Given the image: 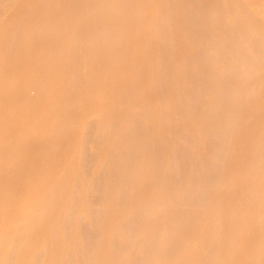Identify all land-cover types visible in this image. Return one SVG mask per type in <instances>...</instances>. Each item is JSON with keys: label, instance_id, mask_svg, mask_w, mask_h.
Segmentation results:
<instances>
[{"label": "rangeland", "instance_id": "374dc122", "mask_svg": "<svg viewBox=\"0 0 264 264\" xmlns=\"http://www.w3.org/2000/svg\"><path fill=\"white\" fill-rule=\"evenodd\" d=\"M17 1L16 0H0V33L3 31L2 28H4L2 26V25H4L3 23H5V21L8 20L9 17L11 16L12 12H14L13 8L15 9V6H16L15 4ZM79 1L80 0H75V1L72 0L74 5L76 4L78 7V9H77L76 5H75V7L72 6L74 8L73 13L75 14L76 13L75 11H77L78 14L77 13L76 14H77V16H79V13L81 12L83 14L82 19L85 18L84 16H86L85 21L79 20L80 22L83 21L82 23H80L78 21V24L80 26L83 24V26H85L86 28H83V27L79 28L78 27L79 25L75 26L76 21H74V20L77 18V16L74 15L76 18L74 20L71 19L74 16L72 17L71 15H69L68 11L70 10V12H72V10H71L72 8L71 9L68 8L69 4L66 5V7L69 10L68 9L65 10V8H64V10L67 12L66 14L68 15V16L66 15V17H68V19H70V20H67L68 24L66 23V26L69 25L68 29L70 28V26L72 29V21H74L73 27L75 29H76V27H78L81 30L82 29L85 30V31L84 30L82 31V33H83L82 34L81 30L79 31V29H77L79 34L81 33V36H82V38H80L81 36H79V38H80L79 39L77 37L78 32L76 33L77 30L74 29L75 35H73V38L78 39V40L83 39L82 43L84 42V45H85L84 47L88 46L87 49L89 50V46L94 45L95 44L94 41L101 39L105 34V37H104L105 39L103 38L105 41L103 42V39H102L101 42H103V43L98 42V43H101V47L99 48V50H102L101 48L104 47L103 49L108 51L111 48L114 49V46H115L116 47L115 53L113 52L114 50L111 51L113 53H111V52L108 53V52H105L102 50L104 52L102 54H105L102 57V58H104L105 62H107L106 61V59H107L106 54H107V56L109 54L111 55L110 57L108 56V62L107 63H109V64H107V63L105 64L104 60L100 59L102 54L97 53V51L94 54V51L91 52L92 50L90 48L91 51L89 50V52L93 53V55H95V56H92V57L93 58L95 57V58L93 60L91 57L92 60H91V63H89V64L94 65L92 62L97 61L99 59L98 61H100V60H103V61H100L98 64H100L102 66L106 65V67H108V68H110V65H112L111 66L112 70H114V68L116 69L118 67V70L121 71L122 69L121 70L119 69L121 64H119V66H117V67H113L114 66L113 64L116 65L117 63H115L116 61H114V59L116 57L114 56V59L112 60V58H113L112 56L117 54V51H121L124 54H126L125 49L126 48L128 49V47H130V46H128V43H130L128 41H127L128 47L126 46L125 49L124 48L122 49V47H120L119 44L116 45V43L117 42L120 43L121 42V41H119L120 39L122 41L125 40V36L123 37L124 33L122 31H125L126 26L129 28L131 27V25H129L130 22L132 23L135 20L139 21V19H136L138 17H136L133 20V17L135 14H131V13H134L133 9H135L132 6L129 7V5H130L129 3L132 2V0H127V1L120 0V1H123V2L125 1V3L127 2L126 4H129V5H127V7L132 8V9L129 10V9L124 8V10L125 11L128 10L129 13L128 12L127 13L131 14V16H133V17L129 16L128 14L125 13L124 10H122L123 9L122 4H124V3L121 4V3H119L120 1L118 2L116 0L117 3L119 4V8L121 7L120 10H119V8L117 9V11H116V9L114 10V11H116V13L119 11V13H117L116 17L118 19V17L119 18L121 17L120 14L125 13L123 18L121 17V19H118V21L121 22L120 20L123 19L125 24L128 23V25L126 24V26L123 22L117 23L118 22L117 19H116V21L113 19L115 21V23L109 22V20L112 19V17H115V15H113V16L111 15L112 17L111 18L109 17L110 19L106 18L107 15L109 16V14H108V12H110L109 10L111 9V7H113L112 4H111V6H110V4H108V3H113L112 0H111L112 2L110 1L108 3H106L108 0H106V2H103L109 8V9L106 8V9H108L107 10L108 12H106L105 9L104 10L102 9L103 7L105 8L106 6L100 7V4L97 5V6H99L98 7L99 11H100V9L103 10V12L101 11V13H102L101 15H100V12L97 11V9H96L97 7L95 4H97L96 3L97 0H95V1L92 0L93 3L95 2L94 3L95 7H93V8L91 7V5L93 3H91V5H90V2H92L91 0L88 4L85 3V0H81V4ZM101 1H103V0H101ZM101 1L99 0L98 3H100ZM136 1L132 2L135 4V5L132 4L134 7L137 5V2L140 3L141 6H144L143 4H145L144 2L142 4L141 3L142 1L140 2V0L137 2ZM182 1H184V2H182ZM182 1L180 2L179 0H163V2H161V3H163L162 5H164L165 7H163L162 9L164 11L165 10L164 8H166L165 14L167 16H165L163 11H162L163 14H161V11H160L159 14H157V16L158 15H162L160 17L165 16L166 17L165 21H164L165 17L163 19L158 17L157 22L158 21L159 22L158 23L156 22L157 24H155V22L153 21L155 19V17H154V19L151 20L153 22H151L150 25H152L151 27L153 29H155V27H156V29H158L157 28L158 26L162 27L161 30H159L160 34L163 33V32H161L163 28L165 30H167L169 27H171V28H174V30L172 29V31H175L176 35H174V37H173L174 39L172 37H170L171 39H169L168 38L169 34H168L166 36L167 38L164 37L165 39H162L163 37H159V38H157L156 42L153 41V43L158 44V46L156 47L154 45L155 46L154 48H156L157 50H155L153 48V50H155L156 52L154 51L155 54H153L154 55L153 60L151 58V60H152V62L150 64L151 67L149 65H146L148 63L144 64L148 60L141 57L142 59H144L143 60L144 63H143L142 59H139L142 61V62L140 61V63H143V66L140 65L141 69L139 71L143 70V74H145L149 78V80L151 81V83H149L150 85L148 87L149 93L145 91V89H147V88H145V81H144L145 77L143 78V75L141 74L142 72L139 73L141 75H139V74L137 75L138 76L137 78H132L135 80H132L130 78L132 80V82H131V80L129 81L130 87L129 86H127V88L125 87L126 91L124 90V92L119 95L120 100H118V102L114 101L113 102L114 104L110 103V104H112V107L109 109L108 113L106 112V109H105V113H107V115H106L107 117L102 119L101 124H99V121L97 118L98 114L96 111H98V113H100L99 108L102 109L105 106L104 105L105 103L103 104V102L106 101L105 99H108V97L103 99V100L99 99V101H98V100H95L96 98H98V95L96 97V96H94V94L97 91H99V93H100L101 91H103L102 90L103 88L105 89L104 83L108 84L109 81L110 82L112 81V80H108L109 79L108 77H110V76L106 77V75H107L106 73H108V75H110L112 73H115L116 71L115 70H114L115 72L109 71L110 72L109 73L107 71L108 68L105 67L106 73H104L103 70H100L97 68L98 67V65H97L98 61L95 63V65H96L95 67L97 69H92V68H94V66L89 65L91 68V69L90 68L89 69L92 70L91 73H93V72L96 73L93 75H96V77H98L97 73L98 72L102 73V74L98 73L99 76L101 75L98 78L99 79H102L101 77L106 78L107 79L106 81H108V82H104L105 80L103 79L104 81L102 80V82L104 85H101V83H102V82L100 83L101 80H98L96 77H93V75L90 76V77H93V81H92L93 83H90L92 80L90 78L91 80H89L90 82L88 84H91V87H90V85L88 86L89 90H93L92 88L95 89L96 86L98 87V85H95V84H97L94 82L95 79H96V82H98V84H99L98 89L99 88H101V89L97 90V87H96V90H94L93 93H90L91 96L92 95L94 96L92 99L90 98V95L87 92H86L87 94L84 92V95L86 94L87 97L84 96L83 94H81L84 91V90H82V88L76 87V88H78V91H77V89H74L75 87L72 86V84L75 85V84L80 83V85H82L81 87H84L83 85L86 84V81L84 82V77H83L82 72L85 71L84 66L85 67H87V66L83 65L85 63L83 60H81L79 62L78 59L82 58V57L80 58V56L78 54L79 51L75 50L76 56L77 55L79 56V58L77 59L78 63L76 62L77 61L76 59H73L74 62H76V63H74L73 61H70V60H72L71 59L72 56H73V58H75L73 53L70 52V54H69L72 56H68L67 54H63V56L67 55V57L70 58L69 59L70 66L72 65L71 62H73L76 65H79V67L76 68V70H75L76 73L72 69V68L75 69L76 65L75 66L72 65L71 66L72 70H71L68 65L66 66V62L68 64V58L64 57L65 60L61 62L63 57H61L62 55L61 56L59 55L60 51L63 52V50H61V49L65 48L64 47L65 43L63 44L64 39H67V37L69 35H71V32L73 33V31H72L73 29L72 30L70 29V31H66L67 33L65 32L67 34V35L65 34L67 37L64 36L65 38L60 40L61 42L59 41V43H62V44L59 45L58 41H57L59 38L58 36H61L60 37V39H61L63 37L62 35H64L63 34L64 32L63 31L61 32V30H59L60 31L59 32L57 29H60V28L55 27L56 25L53 27L51 25H50L51 27H48V26L46 27L47 28L46 37H45L46 33H44L45 27L42 28V26L41 27L36 26L37 29H38V27L40 28L39 30H36L35 27L33 28V31L36 32L33 34V36L34 35L37 36V38H35V36H34V38L37 39V41L39 39V36L41 37L43 33H44L43 38L44 37L49 38V36L53 35V32L50 33V31L48 32V30L49 29L51 30L53 28L55 29V30L53 29V31H55L54 36H56V38H57V40H56L57 43H55V44L58 47L54 46V43L52 44V41L53 42L55 41V40H53V38H55L54 36H53V38L51 37L52 41L51 40L46 41L48 39H45L44 42H45V44H46V42H49L51 45L54 46V50H53L54 53L56 51H59V52H56V56L58 54L60 56V58H58V56H57V58H55V60L59 59V62H60L59 65H62L61 63L65 62L67 60L65 62V68L66 69L69 68L68 70L70 71L69 75H70L71 79L68 78L67 82H65V83H69V80H70V82L72 80H75V83L73 82L71 85H67L69 88L65 85V88L67 87V89H65V90H67L65 93L71 94V92L68 91V90H71V88H70L71 86L74 87L73 89L75 91H77L76 93H78L79 90L81 89L80 90L81 91V93H80L81 97H83V96H84V98L86 97L87 101L89 100V102H92L91 104L94 103L92 101V100H94L95 105H93V107L96 106V108H98V109L91 108L92 107L91 106L90 107L91 110L94 109L95 111L92 110V111H89V113H86V111L89 110L90 108H88L89 103L87 104L85 101L86 105L88 106V107L86 106V108H88V109L83 114L86 113L89 115H86V114L83 116H82V114L80 115V116H82L81 119H84V121L82 120V123L80 122L81 119H80V121L77 122L78 124L81 123L83 125V126L79 125L81 127V129L79 127H78V129L76 128L77 127L76 123H75L76 127L72 126V127L76 128V132H78L77 130H79V129H80L79 131L81 132L80 133L81 135L77 134L78 135L77 138H79V139L76 138L77 140L75 142H72L74 144L71 143L70 137L74 136V135L72 136V134L75 132V130L74 129H73L74 131L71 130L72 133L70 132L71 134L69 135L70 130H67L64 126L65 124H62V123L63 122L65 123V121H67L66 124L68 125V122H69L68 119L71 118V120H72V118L74 117L73 115L80 112V110L82 111L83 109H86V108L79 109L78 112L76 111L74 113L73 111H71L72 105H70L71 107H69V102H68V104H66L67 102L64 103L65 100L67 99L66 98L67 95H66L63 103H62V101H59V105L55 104L59 108L61 106H63L60 104V102L62 104H64L63 108L66 106L64 108L65 111L62 108L64 111V112H62V110L60 108V110L62 112V113H60L59 112L60 110L58 108L57 113L59 112L61 114V116H63L65 112L68 113V111H69L68 114L71 113L73 117H71V114L69 116L68 114L65 113L64 116H66V115L67 116L63 117V119L61 118V116L58 115V117L61 118V120L63 122L62 121L61 122H55L56 118L54 117V114L56 113V111L53 110V108L51 109L50 107H48V108L46 107L45 111H43V109L41 110V113L45 117L50 116L49 118H46V120L44 119L47 122H48V120H51L50 118L52 117L51 115L53 114L52 118H54V119H52V122H55V125L59 127V128H57L55 126L54 128L56 130L60 129V130H58L60 132V135L56 133L58 135V138L56 139V135L54 133V135H53L54 138L50 136L51 139H53L54 141L56 139V141H57L60 138L58 140L59 142L61 141V139H63L64 141L61 142V144L63 145L62 149L60 148L61 147L60 144H59L60 146L55 145V147L59 146V148H60V149H56L54 146L53 147L49 146V144H51V143H49L50 137L48 139L46 138V140L44 138V141L48 140L49 142L47 141L48 143L47 142L44 143L46 145L43 149L44 152L41 151L40 152L41 154L38 153L37 156L40 154L39 158L37 159L36 158L37 156H35V159L39 160V162L41 160L42 163L44 162V160H46L45 161L46 164L51 165L52 160L54 158L53 157L54 154L58 153V154H56L57 156L55 155V158H54L55 160L53 161V163H56L57 157L60 155V153H59L60 150H62V152H63V149L65 148L64 152L66 151L67 153H69L70 149L66 148V147L72 148L73 149L72 154H71V152L69 153L70 155L66 153V155L70 156L69 158H72V159L71 160L69 159L70 161L68 160L69 161L68 162L67 161L68 157H67L65 159V162H63L64 161L63 160L62 161L63 163L62 162L60 163V164H62L63 168H61V166H58L61 168V170L63 169L61 171V173L59 172V174L61 175L62 179H64V180L60 179V181L63 182L64 185H65L64 181L66 182L65 177L67 175H69L71 177L70 171H69L70 169H68V167L74 168V166L77 165V169L75 171L76 173L74 172L75 168L73 169V173L76 174V175L74 174L76 176L75 181L73 180L74 182L72 183L74 186L72 185V187H70V188H73V189L69 191V192L72 191V195L70 193V195L72 196V198L70 196V199H72L70 201V202H72L71 203L72 210H70L71 209L70 208V209H68L69 211H67V212L65 211L64 213H60V214L58 213L59 211H57V210H55L56 212L53 211V213H54L53 216L56 215V217H57V218H55L56 222L54 223V226H56V230H54V231L52 230L53 232H50L51 231V229H50V231H49L50 233H48L49 234L48 237L46 235V237L48 238V240L51 243V244L49 243V245H51V247H49V245L47 246L50 249H48V248L47 249L49 251L51 250L50 252H52L54 255L57 254L56 251L58 249L61 251L62 249L57 248V247H61V246H57L59 244L58 242L63 241L62 239H65V240L69 239L68 242H71L74 239V238L73 239L71 238L72 240H70L71 234H73L71 230H74V228H75V233H76V234H74L76 236V238H75L76 241L74 244H71L72 247L70 248L69 251H67V253L66 252H65V254L61 253L62 256L60 255L59 258H57L58 257V255H57L56 260H54L55 264H192V261L194 263V260H195V258H194L195 254H199L198 258L200 256L201 261H199L197 259L199 261V263L202 262V264H205L207 262L214 263L213 261H215V260H213V258L217 256V255L215 256L217 251L220 252V255H219L218 259L216 258V261L214 264H232L237 259L236 258L234 261V258L236 256L235 253L237 252V256H238V254L242 251L241 246H240L241 245L240 241L244 242L245 240H242V239H244L245 237L247 238V235L244 234L245 232L242 233L241 235H238L239 232L241 233L240 228H238L239 227L238 223L236 222L237 225H234V227H232L237 219H235V221H234V219H232L233 217L229 218V217H231V215L227 216V214L231 210H229V211L222 210L223 209L222 206L224 205L225 201L229 200V198H228V200L226 197H225L226 199L224 198L225 193H227V190L229 188H232V186H233L232 184L235 185V183H237L236 186L233 188V190H230L231 193L234 192L232 195L236 194L235 197H231L230 191L228 190V194L230 197L229 203L233 204V206L231 205V206H229V208L234 207V209H235L239 205L241 206V204H243V206H244L245 205L244 202H248L245 205V207L248 204H250L248 206H251L252 203L254 205L255 200L253 198L257 199V203H259V204L261 203V201H264V198H263L264 192L261 193V191L263 189H260V188H264V187H263L262 182L259 180L260 176H258V175L262 174V172L264 171L263 170L264 167H262L264 165V160H263L264 159V117L262 115L263 113H261L262 118H260V119H262V122L259 119L261 122L260 123L258 121L259 124H258V122L254 123L253 122L254 120L252 121L253 122L252 123L251 122L252 117L250 118L251 112H252L251 114H253L257 109L259 110V106H261V105L262 106L260 107V110L263 109V105H264V104H261L264 102L262 99H260L259 101H262V102H259L260 105L258 107L255 106L256 109L252 108V107H254L253 103H256L255 100L258 99L256 97L258 96L259 91H260V93H259V96H260L262 90H264L263 89L264 88L263 80L261 79L262 83L261 82L259 83V81H257V80H260L259 78H262V76H264L263 75L264 74V46H263L264 45V0H237V2H235L236 0L235 1L232 0V2H230V3H229V1H231V0H229L228 3H227V0H223V3L226 1L225 4L222 3V0H210V1L205 0L204 2H202V0H201V2L198 0V2L202 3L201 4L202 6L200 4H198L196 0H182ZM214 1H218V2H214ZM44 2H45V0L43 1V3ZM82 2L87 4L86 7H85V4H83ZM115 3L116 2H114V4H113L114 7H115ZM173 3L176 4V7H178L177 5L182 7L181 11H183V12L182 13L179 12V13L184 14V17H183V15H181V16L179 15V17L177 16L178 13H175L176 9L174 7L175 4L173 5ZM221 3L223 4V7L221 6L222 5ZM168 4L170 5V7L167 6ZM234 4H236V5H234ZM41 5H42V3H40V6H39L40 8H42ZM45 5H48V3H46ZM70 5H72V3ZM70 5H69V7H70ZM79 5H80V7H79ZM88 5H90V7H88ZM186 5L188 7L190 5L191 9L188 7L186 8L185 7ZM138 6H139V4H138ZM138 6L136 8L141 7V6H139V7ZM145 6H146V4H145ZM157 6H158V4H157ZM193 6H196L195 7V8H197L196 10H198V8L200 6L201 7H200V10L195 11V8H193ZM197 6H199V7H197ZM43 7H46V6H43ZM116 7H118L117 4H116ZM180 7H178L179 9L177 8L176 11H180ZM157 8L155 9V11L157 10ZM29 9H30V7H29ZM29 9L27 8L26 14L25 13L23 14L20 12V15L22 14L21 20H23L22 17L24 18L25 15H27L29 17L32 16V18L33 17L36 18V17L40 16L39 14H38L39 16L36 15L38 9H36V13H35L36 17L33 16L34 13H32ZM32 9H34V8H32ZM79 9H81V10L79 11ZM85 9L87 11L89 9V11H90L89 14L92 12V14L95 13V15L92 16L90 14V17L88 18L89 15L86 14L87 12ZM112 9H114V8H112ZM162 9H160V10H162ZM42 10H43V8L41 9V12H42ZM121 10L124 12H121ZM214 10H215V12H214ZM51 11H52V9H51ZM51 11L48 12V13H50L49 18L51 16V14L55 13V9H53L54 12L53 11L51 12ZM93 11H97V12H93ZM104 11H105V14H107L105 17L103 16V15H105V14H103ZM140 11L137 10L136 12L139 13ZM33 12H35V10H33ZM39 12H40V10L38 11V13ZM143 12H144V10H142V13ZM145 12H146V10H145ZM195 12L198 13L199 16H202L201 18H205V20L200 21L201 18H198V15H196V16L194 15ZM199 12L202 14H200ZM28 13H30V15H28ZM31 13H32V15H31ZM84 13H85V15H84ZM138 13H136V16ZM98 14H99L100 18L102 16L105 20L102 19L103 21H101L100 19H98V17H97ZM144 14H146V13H144ZM13 15H14V13L12 14V16ZM138 15H140V14H138ZM155 15L156 14H154L152 16H155ZM214 15H215V17L220 16V19H219V17H218L219 20L215 19V18L212 19V17ZM18 16L19 15H17L14 18L19 19L20 16L19 17ZM41 16H43V13H41ZM55 16H56V13H55ZM69 16H71V17L69 18ZM157 16H156V18H157ZM194 16H195V18H194ZM144 17L146 19V16H144ZM167 17L173 19L171 21L174 22L173 25L171 24V26H169L170 24L169 25L167 24L168 28L165 26V23H164V22H166V23L168 22L169 18H167ZM181 17L184 18L185 20H182ZM196 17L198 18V22L200 21L201 24L200 23L198 24V22H194V25H193V21L196 20ZM245 17L247 18V20ZM54 18L55 17L53 15V19ZM241 18L243 20H241ZM31 19H29L30 21L28 23H26L27 27L29 24L30 25L33 24L31 22ZM106 19L108 21H106ZM130 19H131V21H130ZM50 20L52 21V16H51ZM174 20H176V21H174ZM177 20H179V21L182 20L184 22L178 21V24H177L176 23ZM216 20H218L221 23L220 25L222 26L221 27L222 29L220 28V25L218 24L219 22L217 23ZM17 21L15 20L16 23H17ZM96 21L98 24L96 23ZM105 21H106L105 25L108 22L109 23L106 26L105 25L103 26L101 23L105 22ZM128 21H130V22H128ZM171 21H170V23H171ZM209 21H212L211 24H215V26L218 24L219 27H217L218 26L217 25L216 28H219V30L221 29L222 32L223 31L226 32L224 29H226V30L229 29V31L227 30V32H229L230 34L226 32V34H228L229 36L226 37V34L224 35V32L223 33L220 32L221 30L220 31H217L218 29H216V31L213 30L212 27H214V25L213 26L210 25ZM234 21H235L234 25L237 24L236 26L238 28L233 27ZM23 22H26V21L23 20L21 22L22 25L24 24ZM148 22H150V20H148ZM148 22H147V24H148ZM202 22H205V23H202ZM237 22L240 23L241 25L243 24V22H245V25L247 27L244 26V24L241 26ZM21 23H19V25ZM110 23L112 25L117 23L116 25H118V26H116V25L111 26ZM134 23L136 24L137 22L135 21V22H133V24ZM196 23H197V25H196ZM96 24L98 26H96ZM100 24L102 25V27ZM123 24H124V27H123ZM135 24H134V26H135ZM176 24H177V26H176ZM190 24L192 25L191 27H190ZM22 25L20 26L21 29H22ZM141 25H146V23L142 24V22H140V26H138V24H137L135 27L139 28L138 30H140ZM163 25L166 28L163 27ZM4 26H6V24ZM10 26H11L10 30L14 29V31H12V35L10 34L11 37L9 40H11V42L15 43L16 39L13 41V39L15 38V37L13 38L14 34H15V36H16V34L19 35V31H21L20 33L21 34L23 33V35H24V32H22L21 29L19 30L17 28V27H19L18 24L14 25V22L12 24H10ZM12 26H13V28H12ZM14 26H15V28H14ZM153 26H155V27H153ZM27 27L25 28L23 26V28H25L24 31L27 29ZM97 27L100 29V31L97 30V31H99L98 33L96 31ZM105 27L108 29L118 28L119 34H121V35L120 36L116 35L115 32L117 33L118 31H115V30H112V31H114V34H113L111 30H108ZM145 27L146 26H144V30H146ZM160 27H159V29H160ZM251 27H253V30ZM101 28H102L103 32L105 31V33L101 32ZM133 28H131V30ZM136 28H134L135 34L137 33V32H135L137 30ZM41 29H43L44 32ZM66 29L67 28L65 27V30ZM121 29H122V31H121ZM126 29L128 30V28H126ZM210 29H212L213 31H211ZM214 29H215V27H214ZM234 29H235V31H234ZM106 30H108L107 32L109 34H106ZM131 30H129V31H131ZM151 30L149 28V32ZM248 30H249V32H247L248 33V35H247L246 31H248ZM120 31L123 34L120 33ZM126 31H125L126 35H127V33L129 34V31L128 32H126ZM155 31H154V33H155ZM172 31L171 30L167 31V33L171 32L170 35L173 36V34H175V33H172ZM177 31L180 33V36L178 35L179 33ZM238 31H241V33L240 32L237 33ZM182 32H183V34L181 35ZM219 32L222 33L221 34L222 36L223 35L225 36V37L223 36L224 40L221 39L222 36H220V35H219L220 39L218 38L217 33L219 34ZM58 33L59 34L61 33V35H57ZM99 33H102L101 34L102 36L97 35ZM156 33H158V32H156ZM164 33L161 34V36H163ZM213 33H214V35H213ZM231 33H233L234 35H232ZM255 33H256V35H255ZM133 34L131 35V37L132 36L134 37L137 35V34L136 35L135 34L133 35ZM239 34H241L240 37H239ZM109 35L112 38H108V37H110ZM145 35H146V33H144V37H145ZM149 35H151V38H152V33H150ZM246 35L248 36L247 39H246ZM253 35L255 37H253ZM96 36L98 38H96ZM127 36L129 37V35H127ZM127 36H126V38H127ZM176 36H177V38H180L182 36L183 40H185L184 41L185 44L181 42V41H183L182 39L179 42L178 39L175 38ZM250 36H251V38H250ZM113 37H115L116 40ZM136 37H139V33ZM144 37L142 39H144V44H146L147 42H145L146 39ZM18 38H19V36L17 37V39ZM118 38H120V39H118ZM154 38H156V36ZM225 38H227V39L225 40ZM70 39H71V37H70ZM106 39H107V41L108 40L109 41L107 42ZM175 39H176V41H175ZM18 40H17L16 44L10 43V41H8V45L4 46L5 47L4 50H6V47L10 46L11 44L17 45V43H19ZM73 40L74 39L69 40V41H71V43L70 42L69 43L73 44V42H72ZM127 40H129V39H127ZM131 40H132V38H131ZM219 40H221V41H219ZM21 41H22V39L20 40V42ZM37 41H35V42L37 43ZM137 41L138 40H136V42H134V44L131 43L132 44L131 46H133V47L135 46V48L131 47L132 49L130 50V53L131 54L133 53L132 56L136 53V46H137L136 43H138ZM147 41H148V39H147ZM222 41H224V46H222L223 45ZM32 42H34V39L32 40ZM109 42L110 43L113 42L111 45H114V46L112 47ZM139 42H141V40ZM176 42H178V44ZM261 42H263V43H261ZM39 43H40V40L38 41V45H39L38 49L39 48L44 49L45 47L43 45H45V44L41 43V45H42L41 46ZM77 43L81 44L80 41H78ZM98 43L96 41V44L94 46L97 45V47L94 48V50H98V46H99ZM179 43H181L180 46L183 45V46H181L183 48H181V50L177 51L176 46L179 45ZM31 44H30V46L34 47L35 43H34V45H33V43H31ZM50 44L48 46H50V48H53V46L51 47ZM104 44H106V45L108 44L107 47H106V45L103 46ZM144 44H142L143 47L141 49L144 48V46H145ZM36 45H35V47H36ZM73 45L76 46V44H73ZM81 45L78 46L79 49L81 47L80 53L81 52L82 53L80 55H83V51H84V54L87 51V54H85V55H90V53L88 54V50H86L83 47V44H81ZM109 45L111 48H108ZM121 45L125 47L124 43ZM148 45H149V43H148ZM216 45L219 46V48H218L219 50L217 48H215ZM18 46L21 47L20 43ZM60 46H61V48H60ZM70 46H72V45H70ZM70 46H69L68 51L74 50V47H70ZM139 46H140V44H139ZM221 46L224 47L226 49V51L224 49L221 50V48H220ZM246 46H247V48H246ZM11 47L13 49L15 46H11ZM20 47H19V49H20ZM248 47H249V49H248ZM7 48L10 50L9 47H7ZM47 48L48 47H46L45 49H47ZM150 48H151V46L149 47V50H150ZM188 48H190V49L192 48V50L193 49H195V50H194V52L190 51L191 53L188 54V52H189L187 50ZM17 49H18V47H17ZM17 49H14V51ZM75 49H77V48H75ZM177 49H180V47L178 46ZM65 50L67 51L66 48L64 49V51ZM122 50H124V51H122ZM132 50H134L135 53ZM149 50H146V51H149ZM216 50L218 52L220 51V53L222 52V55H223V51H225L224 55L227 56L228 59L223 55V57H225V61H224V58ZM247 50H249V51L247 52ZM137 51H139V50L137 49ZM154 52H152V53H154ZM178 52H180L181 54L179 55ZM8 53L9 52H7V54ZM15 53L12 54L13 59L18 62L19 57H18L16 51H15ZM143 53H145V52H143ZM152 53H149V55ZM5 54H6V52H5ZM118 54H120L121 58H122V56H124V54L122 56H121V53H118ZM128 54H129V52H128ZM131 54L128 55V56H130L128 58H130L131 63L134 64V62H132L134 59L132 58V60H131ZM146 54H145V56H146ZM232 54H234V55L231 57ZM14 55H17L18 60H16ZM98 55L100 56V58ZM138 55H140V53ZM181 55H182V57H181ZM48 56L52 57L51 54ZM48 56H46L47 58L44 59V61H46L47 59L48 60L50 59ZM96 56H98V59L96 58ZM134 56H136V54ZM178 56H180V58ZM9 57L11 58V55ZM9 57H8L7 61H9ZM105 57H106V59H105ZM120 57H118V58H120ZM125 57H126V55H125ZM44 58H45V56H44ZM109 58H111L112 63H111ZM136 58H137V56H136ZM237 58L239 60L238 61L239 63L237 62ZM123 59H125V58L123 57ZM222 59H223V61H222ZM14 60L12 61V59H11V61H9V64H8L9 66L7 67V69H5V72H6V70H8V71H10V70L14 71L15 70L16 67L14 68V66H16V65H14V66L12 65V63L14 64ZM48 60L46 61L47 64L43 61L42 65H41L42 68H43V65L44 66L46 65V67H47V65H49L51 59L49 61ZM113 61H114V63H113ZM122 61H124V60H122ZM122 61H121V63H122ZM135 61L138 62V59H135ZM17 62H15V64ZM55 62H58V61H55ZM222 62H223V64H225L224 62L230 63L229 65H231L234 62V65L228 66V64H226V66H225L222 64L221 68H223V69L218 70V68H220L219 63H222ZM131 63H129V65L128 64L127 65L130 66ZM217 63L219 64L218 68H217V65H215ZM125 64H126V61H124V65ZM238 64H239L240 68H239ZM80 65H81V67H80ZM137 65L139 66V64H137ZM137 65L135 63V66H137ZM212 65L214 66L215 70L217 68L218 74L223 70L222 71L223 73L222 72L220 73V76L223 75L221 78H219L220 76L216 73L217 71L213 72L210 70V67ZM102 66H99V67L105 69ZM133 66L134 65H132V68H133ZM135 66H134V68H135ZM208 66H209V69H208ZM10 67H12V69H8ZM46 67L43 68V71ZM121 68H122V66H121ZM128 68L130 69V67H128ZM47 69H48V67H47ZM77 69H79V70L77 71ZM125 69H126V71L129 70V69H127V66ZM125 69H123V70H125ZM137 69H138V67H137ZM207 70L208 71L210 70V71L208 72ZM79 71H80V73H79ZM136 71H138V70H136ZM128 72H130V71H128ZM116 73H115V76L117 75ZM4 74H6V73H4ZM71 74H73V75L71 76ZM80 74L82 75V78L79 77ZM103 74H106V75L103 76ZM119 75L122 76V72ZM217 75L219 76L218 78L220 81H217V79H218ZM112 76H113V74H112ZM121 76H118L119 80H120ZM1 77H2V75H1ZM45 77L46 76H43V78H45ZM127 77H128V75H127ZM134 77H136V74ZM147 77H146V79H147ZM43 78H42V80H43ZM76 78L77 79L81 78L83 80V82L80 79L81 81L78 80L79 81V83H78ZM256 78H257L256 81L259 83V86L257 85L258 88H255L257 86L254 85L255 84L254 80ZM127 79L129 80V78H127ZM127 79H126V83H127ZM42 80L40 78L39 82ZM43 81H46V79ZM87 81H88V79H87ZM56 82H58V81H56ZM81 82H82V84H81ZM216 82L219 83L220 86H218ZM257 82H256V84H257ZM113 83H115V82H113ZM113 83H111V84H113ZM121 83H122V81H121ZM215 83L217 86H214ZM38 84H40L42 86L45 83L41 84V82H40ZM60 84H61V81H59V83H57V85H59V90L57 89V91H58L57 93H59V91H60L61 93H59V94L62 95V91L60 90L61 89ZM92 84H94L93 85L94 87L92 86ZM117 85L115 88H117V91H118L119 86L117 87ZM119 85H121V84L119 83ZM76 86H78V85H76ZM101 86L102 87L104 86V87L102 88ZM35 87L31 85L27 88V90H25L24 95L29 97L30 100L36 99L35 97H37L38 95L39 96L41 95V91H40V93H38V91L40 89L37 90V88H35ZM108 87L106 86V88H108ZM56 88H58V87H56ZM84 89H85V87H84ZM122 89H119V90H121L119 92H122L123 91ZM117 91H116V93H117ZM113 92H115V91L113 90ZM65 93L62 96L58 95V97L59 98L62 97V99H63V96H65ZM73 93H74V91L72 92V94ZM147 93H148V95L146 96ZM75 94L71 95V96L72 97L74 96V99L76 100V97L78 98L79 95L75 97ZM97 94H98V92H97ZM105 94H107V92L104 93V91H103V95H105ZM112 95H113V93H112ZM262 96H264L263 93H262ZM68 97H69V95H68ZM72 97L71 98L69 97V101L72 99V101H70L71 102L70 104H73V102L75 101V100L73 101ZM81 97H79L78 99H80L79 101L82 102L83 100H81ZM88 97L90 99H88ZM146 97H148V98H146ZM101 98H104V97H101ZM260 98H263V97L260 96ZM26 99L29 100L28 98H26ZM37 99H38V97H37ZM78 99H77V101H78ZM59 100H61V99H59ZM101 100H102V102H101ZM96 101L100 102V104L98 103L99 104L98 106L96 104ZM210 101L214 102L213 104L215 107L212 106V103H210L211 105L209 104ZM81 102H79V103L77 102V104H75V106L74 105L73 106L78 109L77 106H79V104ZM109 102H108V104H109ZM215 102H217V103H215ZM32 103H33V101H32ZM101 104H102V107H101ZM108 104H106V106ZM81 106H84V105L80 104V108H82ZM74 107L72 109H74ZM212 107L216 108V109H213ZM107 108H109V107H107ZM47 109H51L52 111L51 110L47 111ZM67 109H69V110L67 111ZM126 109H127V111H128V109H132V111L136 110L137 112L133 111L135 115H132V112L130 115L129 111L128 112L126 111L127 113H129V116H131V117H129L128 114L125 113ZM252 109H255V111ZM260 110L258 112H260ZM103 111H104V109H102L101 112H103ZM51 112H53V113H51ZM258 112L256 111L257 114H258ZM2 113H3V111H2ZM2 113H0V114L2 115ZM42 114H41V116H42ZM44 116H42V117H44ZM68 116L70 118H68ZM84 116H86V117L88 116V118H86ZM103 116H104V114H103ZM253 116H257V115H255V113H254ZM76 117H75V119H76ZM59 118H58V120H59ZM99 119H101V118H99ZM254 119H257V117ZM86 120H87V122H86ZM73 121H75V120L73 119L72 121L69 122L70 125L73 124ZM52 122L50 121L48 123L51 125V124H53ZM83 122H85L86 125L83 124ZM57 123H59V124H57ZM60 124H62L64 126V131H63V126ZM255 124H258L260 127H258V125H255ZM67 125H66V127H67ZM84 125H85V127H84ZM251 125L252 126L255 125L254 129H255V127H258V128H256L257 130H255V132L258 131L259 132L258 134H260V136H261V137L259 136L260 137L259 143H258V141H259L258 137L257 138L255 137L256 138L255 144L253 143V141H251L252 136H250V134L253 133L252 135H254V132H253L254 130L251 131L250 129H248L250 127L252 128ZM196 126H200L201 128L198 127L199 130H196ZM83 127H84V129H83ZM67 128H70V126ZM159 130L160 131L163 130L166 133L165 134L162 133L163 131L159 133ZM244 130H250V131L243 132ZM13 131L14 132H12V134L15 135L16 134L15 130H13ZM65 131H68V132H66L67 134L64 133ZM82 131H83V133H82ZM246 132H247V134L249 132H251V133H249V136L251 139L249 140V138H248L249 136L247 135L248 137H245V139L247 138L249 141L246 139L245 141H248V142L244 143L245 141L240 140V137H242L241 133L244 134ZM62 134H65L67 136L69 135L68 137L70 138V140H68L67 139L68 137L66 138L65 135L62 136ZM79 136L82 138H80ZM236 136H238L237 139L240 140V141H238V143L242 142L240 144L242 147L241 148L239 147L236 152L242 151L243 156L239 155L238 153H236L234 151L236 144L239 145L238 143H236V144L233 143L234 138ZM256 136H258V135L256 134ZM243 138H244V136H243ZM14 139H16L15 136L13 137V135H11L7 139L1 140L0 141L1 148H3V149L12 148L13 149L14 145L12 147L11 146L8 147V146L10 144L12 145L14 143V141H15ZM42 139H41V141H42ZM53 140H51L52 143L58 144V142H53ZM67 140L70 142H68ZM65 142H67L69 144L71 143V145H68L67 143L65 144ZM256 142L258 143V145ZM65 145H67V146H65ZM193 145L195 146L196 151H194ZM105 147H106V149H108L107 159L104 160V161H106L105 164L103 162L104 165H99L100 164L99 163L98 165L100 167L98 168L96 166L97 165V163H96L97 159H101V157L103 155V152L101 151L102 155L100 158H98V152L101 149H103V151H104ZM196 147L197 148L199 147L200 149L198 148V151H197ZM231 147H234L233 148L234 150L233 149L232 150L237 155L241 156L240 159L237 158L239 156L236 157L234 155L235 154L234 152L231 153L232 152V151H230ZM237 147H236V149H237ZM254 147H256L255 150H254ZM46 148L48 151L46 150V152H45ZM50 148H54L51 151L58 150L59 152L58 151H56V153L53 152L54 154L52 152H50L51 155L49 157V154H47V153L49 152ZM251 148L254 151H252ZM9 149L4 150L5 152L8 151L6 154H4V152H3V156L5 155L4 158H6V155L8 156L9 151H10ZM12 149H11V151H12ZM106 149H105V151L107 152ZM78 150L81 152H78ZM75 151L78 152V155L79 154L80 155H79V157L78 156L76 157V158H79V162H77L78 164L73 165L72 161L75 158V156H73L74 154H76ZM64 152L62 153L63 155L65 154ZM73 152H74V154H73ZM42 153H45L44 155H45L46 159L45 158L43 159V157H40L43 155ZM230 153L233 154L234 157H236L235 159H237L235 163L230 161V163L231 162L234 163L233 164L234 168H231L232 164H231V166H230V163L227 164L229 162L228 161L229 157L232 156V155H230ZM46 154L48 157L46 156ZM71 156H73V157H71ZM234 157H233V159H234ZM47 158H49V159L47 160ZM35 159H34V162L36 161ZM102 159H105V157L104 158L102 157ZM230 159H232V158H230ZM4 160L5 159H2L1 161H4ZM30 160L31 159H29V161ZM76 161H78V159H76ZM76 161H75V163H76ZM32 162L33 161H30L29 163L27 162L29 164V166L31 167V170H33V168H32L33 163ZM45 162L43 164H45ZM66 162H68L69 165ZM98 162H100V161L98 160ZM27 163H25V165ZM37 163H35L34 169H35V167L38 166ZM63 164H64V166H63ZM40 165H42V164L39 163V167H40ZM70 165H72V167ZM227 165L230 166V168L233 170L232 172L230 171L231 169L228 168ZM42 166H44V165H42ZM25 167L28 168V166H25ZM46 167L47 166H44L42 168L44 169ZM51 167H55V164L53 166L51 165ZM60 168H58V170H60ZM24 170L29 171L30 169L28 168V170L27 169H24ZM31 170L29 172H31ZM59 174L57 173V175H59ZM60 175L58 178H60ZM69 176H67V177L69 178ZM75 176H73V177H75ZM58 180L59 179H57V182H60ZM258 181L261 184V185L259 184V186H258ZM82 182L83 183L87 182V183H85V185L87 184L88 187H85V185ZM233 182H235V183H233ZM66 183H68V182H66ZM81 183L84 186L81 185ZM59 184H61V183H59ZM80 186H81V188H80ZM82 186L85 187L86 189H83L84 191L80 192L82 190ZM229 186H231V187H229ZM256 186H257V189H256ZM67 187H69V186H67ZM67 187H65V188H67ZM61 188H59V190ZM50 189H52L51 191L55 192L56 188L54 190H53V187ZM61 190H62V192L65 191V190H63V188ZM66 192H68V191L66 190ZM52 193L53 192H51L50 197H48L49 195L47 196V201H49L48 200V198H49L50 202L46 201L47 203H43V204H45V205L47 204L49 206L50 203H52L51 206L54 205L53 202L55 200H53V202H52L51 197H53L55 194L52 195ZM255 194L257 196H255ZM260 194H263V195H260ZM57 195L58 194L56 193V195H55L56 198L61 194H59L58 196ZM66 195H67V193H66ZM259 195L261 197L263 196L262 197L263 199L261 197L259 198L258 197ZM227 197H228V195H227ZM62 198H61V200H62ZM247 198H248V200H246ZM249 198H250V200H249ZM59 199H60V196H59ZM82 199H83L84 203L81 202V204L82 203L84 204L85 214L84 215L82 214L83 216L81 215L80 217L77 216V218H76L73 207H75L74 205L76 203L80 202ZM259 199H262V200L259 201ZM42 200H43V202H45L46 199L44 200V198H42ZM67 200H68V203H66V205L70 203L69 199H67ZM29 201H30L29 198L28 199L25 198L21 201V204L27 206V205L31 204L30 202H32V200L30 202ZM40 202H41V200L37 201L38 204H36V206H38L40 204ZM57 202L60 203L59 201H57ZM55 204H57V203H55ZM62 204H63V202H62ZM261 205H262V203L260 204V206ZM36 206H34V207L36 208ZM207 206H210V208L212 207L211 208L212 211H213V208H215V207H217V208L222 207V209L220 208L222 210L221 214L219 213L220 215L218 214L217 216H218V218L220 216V219H221L220 222H223L224 225H226L225 223H228L227 226H223V227H228L229 230L231 229V227L233 229L235 227H237L238 229H236V230L234 229V230L235 231L240 230V231L234 232L233 229L228 231L225 228L227 231V232H225L223 230V228L220 225H218L219 227L222 228V231L219 233L218 232L219 230L217 231L215 229L214 231H216L215 232L216 236H214V235L211 236L210 234L212 233V231H210V230L209 231L211 233L209 235L211 236V238H205L206 235L204 238L195 236V234H198V232L196 230L199 229L198 226L200 224L199 222H200L201 218L203 220L204 216L207 214V212H206V214L202 217L203 213H205V211L207 210V209L204 210ZM260 206H258V207H260ZM41 207L42 206H38L37 210L41 209ZM60 207H61V205H60ZM60 207H59V209H60ZM64 207H66V206H64ZM253 207L254 206H252L251 210L254 209ZM258 207H255V208L257 209ZM14 208H15V206H14ZM17 208L18 207H16V210L11 208V211L14 210V212L12 211V213H14V214H12V215L15 216V218L13 216L14 221H13V218L11 219L12 220L11 222L13 223V224L11 223V225L14 226V227H12L13 230L15 227L20 228V229L25 228V227H23V225H24V223H27L26 218L29 219L28 216L26 215L27 212H30V213L32 212L31 214L34 216V214L36 215L37 212L38 213L41 211L43 212L45 206H44V208L42 207L41 211H37V212L31 211V210H34V209H32L33 207L29 208L30 211L25 210L23 208L25 210L24 212L22 211L23 209L19 210ZM51 208L52 207H50V209ZM66 208H63V211L66 210ZM217 208H215V209H217ZM226 208L224 206V209H226ZM48 209L49 208L47 207V212H49ZM56 209H57V207H56ZM82 209H83V207H82ZM211 209L209 211H211ZM215 209H214V212H215ZM242 209H239V210H242ZM256 209H254V211ZM237 210H238V208H237ZM75 212H77V211L75 210ZM81 212H82V210H81ZM81 212H79V213H81ZM216 212H218V211H216ZM234 212H233V216H234ZM240 212L241 211H239V213ZM243 213H244V211L242 210V213H240V215ZM31 214H30V216H31ZM42 214L40 213V215H42ZM44 214H45V212H44ZM211 214H213V213H211ZM215 214H217V213H214L213 217L211 215L210 218L213 219ZM251 214H252V212H250L249 217L251 216ZM10 215L8 214V216H10ZM28 215H29V213H28ZM38 215L35 217H38ZM49 215H50V212H49ZM58 215H59V217H58ZM76 215H78V213H76ZM208 216H209V214H208ZM40 217L45 218L46 216L45 217L40 216ZM245 217H247V215ZM249 217H248V219H249ZM253 217H254L253 220H256L258 218L264 219V211L262 212L261 209L256 210L255 214H253ZM253 217L251 216V218H250L251 220L249 219L250 220L249 223H251ZM6 218H8V217L6 216ZM234 218H236V217H234ZM4 219H5V216H4ZM32 219H31V222H32ZM46 219H50V217L45 218L43 220V222ZM239 219H241V218L238 217V220ZM33 220H36V218ZM57 220H58V223H57ZM216 221L217 220L214 219L212 222L218 224L219 221H217L218 223ZM6 222L7 221H4V220H2L0 222V231H3L5 229H6L5 231H7V229H9V230L11 229V228H8V227H11V226H9L10 223L8 224ZM36 222H37V220H36ZM36 222H34V223L36 224ZM38 222H37V224H39ZM51 222H52L51 225H53V222H54L53 218H52ZM238 222H240V220ZM255 222H253V223H255ZM44 224H45L44 227H46V223H44ZM110 224H112V225H111V227L108 228V225L110 226ZM205 224H207V222ZM220 224H222V223H220ZM25 225H27V224H25ZM32 225H34V224H32ZM27 226L29 228H32V226L31 227L29 225H27ZM47 226L49 227V224ZM54 226H52V228ZM213 226H214V224H213ZM253 226H255V225L253 224ZM44 227H42V228H44ZM209 227L212 228L211 226H209ZM219 227H218V229H219ZM33 228H35V227H33ZM110 228H111V230H110ZM40 229L41 228H39L38 231L42 230V229L41 230ZM45 229L46 228H44V230ZM53 229H55V227ZM205 229H207V228L205 227ZM11 230L8 232H11ZM46 230H48V229H46ZM46 230H45V232H46ZM212 230H213V228H212ZM28 231H30V230H28ZM32 231H34V230H32ZM14 232H15V230H14ZM17 232H19V229L17 230ZM41 232H43V231H41ZM202 232H203V230H202ZM205 232H206V230L204 231V233ZM19 233L22 234V229L20 230ZM23 233L26 234V232H24V231H23ZM30 233H31V231H30ZM204 233H202V234H204ZM15 234L16 233H13V235H15ZM39 234H40V232H39ZM45 234H47V233L43 232L41 236H43V238H44ZM212 234H214V233H212ZM251 234H250L251 237H249V235H248L247 239L252 240L251 242L253 243V240L254 239L256 240L259 237L255 233L252 235ZM4 235H5V232H3L2 235L0 234L1 237L2 236L4 237ZM7 235H8V233H6V235H5L6 238H8L10 236V235H8V237H7ZM33 235L30 239L33 238ZM74 235H72V236H74ZM209 235L207 233V236H209ZM242 235H244V238ZM11 236H12V234H11ZM11 236H10V238H11ZM17 236H18V233H17ZM22 236H24V235H22ZM41 236H39V238ZM241 236H242V238H241ZM18 237H16V238H18ZM4 238L2 239L3 241H4ZM10 238H8V239H10ZM13 238H11V239H13ZM24 238L26 241L27 237L24 236ZM28 238H29V236H28ZM39 238H37V239L34 238L32 243L34 244L35 239L37 240L35 242H38ZM43 238L41 239V241L43 240ZM219 238H221V241L219 240ZM240 238H241V240H240ZM8 239H7L8 244H10L9 243L10 241ZM16 240L18 242V240H20V239L18 238ZM48 240H46L44 238L43 243H45V241H48ZM255 240H254L253 244L251 243L252 249H253V247L255 248L256 245L260 246V247L262 246V245H259L257 243L260 240H258V241L256 240V242H255ZM27 241L29 242L30 240H27ZM13 242H15V240ZM17 242L15 245L13 243V245H12L13 247H9V245L6 244V242H5V244L10 249L9 250L10 252H8V250H6L9 254L6 251H5L6 253H4L6 256H8V258L6 259V262L4 261L5 257H3V262H5V264H12L14 262L12 260L16 259V257H15L16 255L14 253L20 252L16 248L19 247V244L22 243L23 241L18 243V246L15 248L14 246L17 245ZM68 242H67V244H68ZM237 242H238V244H237ZM43 243L38 242L37 244H34L35 248L31 247L29 245L31 248H34V251L32 254H29V255H31V258L27 263L25 262L26 264H42V263H44L43 259L47 255L48 251L46 252V248H45L46 245H44ZM246 243H244V244H246ZM255 243H257V244H255ZM61 244H62V242H61ZM64 244H63V246H64ZM71 245H69V246H71ZM249 245L250 244H247V247L249 248L248 252H247L248 256H250V254H251L249 252V250H250ZM7 246H6V249H8ZM65 246H67V245H65ZM238 246L240 247V249ZM22 247H24V246L22 245ZM260 247H257L256 249L258 250V248H260ZM26 248H29V247H26ZM217 248H218V250H217ZM15 249L17 251H15ZM68 249L69 248H67V250ZM238 249H239V253L237 251ZM256 249H255V252L257 253ZM260 249H262V248H260ZM263 249H264V247H263ZM215 250H216V253H215ZM23 253H25V251ZM23 253L21 252V254H23ZM27 253H29V251ZM52 253H50V254H52ZM241 253H243V252H241ZM53 254H52V256H53ZM58 254H60V253H58ZM213 254H214V256H213ZM262 254L264 255V253H262ZM52 256H51V259H52ZM253 256H255V255H253ZM13 257H15V259H13ZM20 257H22V255ZM23 258H24V255H23ZM26 258L27 257H25V259H24L25 261H26ZM232 258H233V262L230 263ZM47 259H48V257H47ZM53 259H55V258H53ZM21 261H20V263H21ZM253 261L254 260L252 259L251 262H253ZM3 262H1V263H3ZM251 262H250V264H251ZM255 262H257L256 259H255ZM23 263H24V261H23ZM52 263L54 264V262H52ZM195 263L197 264V262H195ZM236 263L237 262H235L233 264H236ZM257 263L260 264L259 260ZM13 264H15V263H13ZM261 264H262V262H261ZM263 264H264V262H263Z\"/></svg>", "mask_w": 264, "mask_h": 264}, {"label": "bare ground", "instance_id": "6f19581e", "mask_svg": "<svg viewBox=\"0 0 264 264\" xmlns=\"http://www.w3.org/2000/svg\"><path fill=\"white\" fill-rule=\"evenodd\" d=\"M16 1H17V0H16ZM43 1H44V0H43ZM43 1H42V0H41V1H40V0H18V1L16 2V4H15V5H16V6H15V9L13 8L14 12H12V14L14 13V15L12 16V14H11L12 17L10 16L11 18L9 17V19L6 20L5 23H3L4 25L6 24V26H4V25H2V26H3L4 28H5V27H6V28H5V29L2 28L3 31L0 33V111H1L0 113H2V111H3L2 115L0 114V115H1V116H0V141H1V140H4V139H7V138H8L9 136H11V135H13V137L15 136V138H16V139H14V140H15L14 143L12 142L13 144H12V145L10 144V145L8 146V147H10V146L12 147V146L14 145V146H13V149H12V148H10V149H9V148H7V149H6V148L3 149V148H1V146H0V222H1L2 220L7 221L6 223H8V224L10 223L9 226H11V227H8V228H11V229H12V227H14V226L11 225V223H12V222H11V221H12L11 219H12L13 216H14V215H12V214H14V213H12V211L14 212V210L11 211V208H13V209L16 210V207H18L17 209H19V210L24 208L25 210H28V211H30L29 208H32V207H33L32 209H34V210H31V211H33V212H37V211H41L42 207L44 208V206H45L43 212L41 211V212H39V213L37 212V213H38L39 215H40V213H41V214L43 213V214L40 215V216H44V217L46 216L45 218H49V217H50V219H46V220H45L46 222H45V221L43 222V220H44L45 218H43V217L41 218L37 213H36V215L34 214V216H33V215L31 214L32 212L30 213V212H27V211H26V212H27L26 215L28 216V218H29V219H30V218H31V219H32V218H33V219L36 218L37 222L39 221V222H38L39 224H37L36 220H33V219H32V222H31V219L29 220V219L26 218L27 223H24V225L27 224V225H29L30 227L32 226V228H29L27 225H25V226L23 225V227H25V228H24L25 230H24L23 228H21V229H22V234L19 233L21 229H20V228H16V227L14 228L15 232H14L13 229H12V230L10 229L11 232H8V231H10L9 229H7V231H5L6 229L3 230V231H0V232H1L0 234H1V235H2L3 232H5V235H6V233H8V235L11 236V234H12L11 238H13V237L15 236L13 239H11L10 236L8 237V235H7V237L10 238L11 240L8 239V238H6L5 235H4V237H5L6 239H5L3 236H2V237L0 236V264H5L6 259L8 258V256H6L4 253L7 252L6 250H8V252H10V251H9V250H10L9 247H13V246H12L13 243H14V245H15L16 242H17L16 239H18V238H19L21 241L18 240L17 245L14 246L15 248L18 246V243H20V242H22V241H23V242L20 243V244H19V247L16 248V249H17L18 251H20V252H15V253H14V254L16 255V256H15L16 259H15V257H13V259H15V260H12V261H14L13 263H15V264H16V263H17V264H22L23 261H24L23 264H26V263L30 260V258H31V255H29V254H32L33 251H34V248H35V245H34V244H37L38 242L43 243L44 238H45L46 240H48V238H47L48 235H49L48 233L53 232L54 230H56V226H54V223L56 222V221H55V218H57V217H56V215L53 216V214H54L53 211L56 212L55 210H57V211H59L58 213L60 214V213H64L65 211H66V212L69 211L68 209H70V208H71L70 210H72V207H71V206H72V205H71L72 202H70V201L72 200V199H70V196L72 195V191H71V192H69V191L73 189V188H70V187H72V185H73L72 183L75 181V178H76V176H75V175H76V174H75L76 172H75V171H76V169H77V165H75V164H78L77 162H79V158H76V157H77V156L79 157L80 154L78 155V152H81V151L78 150V152H76V151H77V150H76L75 152H76L77 155L74 154V152H73V154H74L73 156H75V158L78 159V161H76V159L74 158V160L76 161V163H75L74 160L72 161L73 165L76 166V167L74 166V168H75L74 172H75V173H73V169H74V168H69V167L67 166L68 169H70L69 171H70V175H71V177H70L69 175H67V176H69L70 179L66 176V177H65V180H66V182H68V183L70 182L71 184H70V183L68 184V183H66V182L64 181V183H65V185H64L63 182L60 181V179H62V177H61V175L59 174V172L61 173V171L63 170V169L61 170V168H63V167H62V164H60V163H61L63 160H64L63 162H65V159H66L67 157H68L67 161H68L69 159H70V160L72 159V158H69L70 156L66 155V153H67L66 151L64 152V149H65V148L63 149V152L65 153L64 155L62 154V153H63L62 150H60V152H59L58 150L51 151V150L54 149V148H50L49 152L47 153V154H49V157H50V155H51L50 152H52V153L55 152V153H56V151H58V152L60 153V155L57 157V160H56V163H57V164H56V163H53V161L55 160V159H54V158H55V155L58 154V153H56V154L53 153V154H54V156H53L54 158L52 157L53 160H52L51 165L53 166V165L55 164V167H51L50 164H46V162H45L46 160H44L45 164H43L44 162L42 163L41 160H40V162H39V160H37V159L39 158V155L41 154L40 152H41V151L44 152L43 149H44V147L46 146L44 143L48 141V140H47V141H44V138H45V140H46V138L48 139L50 136L54 138L53 135H54V133H55V135H56V139H57V138H58V135H57V134L60 135V132L58 131V130H60V129L56 130L54 127L56 126V125H55V122H61V121H62L61 118L63 119V117H66V116H67V115L64 116L65 113H66V114L69 113L68 110H69L70 108L67 109L68 113L65 112L63 116H61V114H60V113H62V112L65 111L64 108H65L66 106L63 108L64 104H62V103H63V101L65 100L66 95H67V97H66L67 99L65 100L64 103L67 102L66 104H68V102H69V107H71L70 105H72V107H71V111H73L74 113H75L76 111L78 112L79 109L86 108V106H87L86 103H87V104L89 103V105H88L89 107L87 106L88 108H90L91 106H92L91 108H96V106L93 107V105H95V101H94V100H92V101L94 102L93 104H91L92 102H89V100H88V101L86 100V97H87L86 94L89 93V95H90V93H93V91L96 90V87H97V86H96L95 89L92 88L93 90H89V88H88L89 85H90V87H91V84H88V83L90 82L89 80L92 79L90 83H93V82H92V81H93V77H96V75H93V74H96L95 72L91 73L92 70H90V69H91L90 66H94V68H92V69H97V68H98V69H100V70H103L104 73H106L105 70H106V68H108V67H106V65H104L102 62H101V63H102L104 66L98 64L100 61H103V60H104V58H102V57H103V55H105V54H102V53H104L103 51L108 52V53H110L112 50H114V51H113L114 53H115V51H116V49H115L116 47H115L114 45H111L113 42H112V43L109 42V43H110V45H111L112 47L114 46V49L111 48L110 45H109L108 48H111V49H109L110 51H109V50H108V51L104 50V49H103L104 47L101 48L103 51H102V50H99V48L101 47V43H103V42L105 41V40H104V39H105V38H104V37H105V34H104V36H103L101 39H99V40H95V41H94V43L96 44V41H97V43H98V42H101V40L104 38V39H103V42L98 43V45H99V46H98V50H99L101 53H100L98 50H94V48H96L97 45L94 46V45H95V44H94V45H92V46H91V45L89 46V50H90V48H91L92 51H91V50H90V51H91V52L94 51V54L96 53V51H97V53L102 54V55H101V58H100L99 55H98V56H99L100 59H103V60L98 61V60H99V59H98V56H96V58L98 59V60H97L98 62H97V61L92 62L94 65L89 64V63H91V60H92V59L94 60L95 57L93 58L92 56H95V55H93V53L89 52V50L87 49L88 46L84 47V46H85V45H84V42L82 43L83 39H82V40H78V39L73 38V35H75V33H74L75 30L79 29L80 27L86 28L85 26H83V24H82L81 26L78 24V21H79V20H83V21H85V20H86V16H84L85 18L82 19L83 14H82L81 12L79 13V16H77L78 12L75 11L76 9H75L74 11H75L77 14H76V13H75V14L73 13V9H74L73 7H75L76 4L74 5V3L72 2V0H71V1H70V0H69V1H68V0H48L49 2H48L47 0H45L44 3H45V4L48 3V5H45V4L43 3ZM46 1H47V2H46ZM74 1H75V0H74ZM91 1H92V0H91ZM93 1H95V0H93ZM93 1L90 2V0H85V3L88 4V3L90 2V5H91V3H93ZM98 1H99V0H97V1H96L97 4H95L96 7H97V8H96L97 11H99V10H98V9H99V8H98L99 6H97V5L100 4V7L106 6V5L103 3V2H106V0H103V1L100 0V1H101L100 3H98ZM110 1H111V0H108L106 3L110 2ZM112 1H113V3H108V4H110V6H111V4H112V6H113V7H111V9L109 10L110 12L107 11V10L109 9L107 6H106L105 8L103 7L102 9H103V10L105 9L106 12H108L109 16H108L107 14H105V11H104V13H103V14H105V15H103L104 17L107 15V16H106L107 19H110L113 15H115V17H112V19L109 20V22H111V23H115V21H116V19H117V17H116V16H117V13H119V11L116 13L117 9L119 8V4L117 3V1L119 2L120 0H117V1H116V0H115V1L112 0ZM112 1H111V2H112ZM125 1H127V0H125ZM125 1H124V2H123V1H120V2H119V3H121V4L124 3V4H122V7H123L122 10H124V8L131 10L132 8H128V7H127V5L130 4L129 7L132 6L133 8H135V9H133L134 13H131V14H135L134 17L131 16V14H128V13H129L128 10H126V11L124 10L125 13L128 14L129 16L133 17V20H134L136 17H138V18H136V19H139V21L142 22V24L146 23V25H141V28H142V27H143V28H142V29L140 28V30H138L139 28H136L135 26H136L137 24H138V26H140V22H139V21L135 20L137 23H136V24L134 23V24H135V26H134L133 22H135V21H133V22L131 23V22H130L131 19H130V21H128V22H130L129 25H131V27L129 28V27L126 26V24L128 25V23L125 24V22L123 21V19L120 20V21L123 22V23L125 24V26H126V27H125V31L127 30L126 28H128V30H127L126 32H128L129 30H131V28L134 27V28L137 29L135 32H137V33H136L137 35H138V33H139V37H136L137 35L134 33V30H135L134 28L132 29L133 31H132V30L129 31V34L127 33V35H129V37L126 35L125 31H122V29H121V31H122L124 34H123L121 31H120V33L123 34V37L125 36V40H123V41H124V42H123L120 38H118V39H120L119 41H121V42H120L121 44L124 43L125 47L122 46L119 42H117L116 45L119 44L120 47H122V49H123V48L125 49L126 46H127V41H128V42H130V43H128V46H130V47L127 46L128 49H127V48H126L127 50L125 49V53H126V54H124V53L121 52V51H117V54H118V53H121V56L124 54V56H122V58L120 57V54H118L119 56H118L117 54H115V55L112 56V57H113L112 60L114 59V56L117 58V59H116V58L114 59V61H116L115 63H117V64H116V65L113 64V65H114L113 67H117V66H119V64H121L122 68H121V66H120V67H119L120 70H121V69H122V70L125 69L126 66H127V69H129L128 67H130V69L127 70V71H126V69L123 70V71H122V70L119 71V70H118V67H117L116 69L114 68V70L117 72V73H116L114 70L111 69V66H112V65H110V68H108L107 71H108V72H109V71H111V72L114 71L117 75L115 76V73H112V74H113V76H112V74L108 75V73H106L107 75H106V74H103V76H105V75H106V77L110 76V77H108V78H109L108 80H112V81L114 80L113 82H115V83H113L112 81H111V82H110V81L108 82V81H106L107 79H106V78H103V77H101L102 79H99L98 77L101 76V75L99 76V74H102V73H99V72H98L99 74L97 73V76H98V77H96V78H97L98 80H101L100 83L102 82L103 79L105 80V81L103 80L104 82H108V84L104 83V84H105V89L103 88L104 86H103V87L101 86V87L103 88L102 90L104 91V93L107 92V94L103 95V91H101L100 93H99V91H97L98 94H97V92H96V93L94 92V93H95L94 96L97 97V95H98V98L95 97L96 99H95V98H94V99H95V100H98V101H99V99H102V100H103V99H105V98H107V97H108V99H109V100H108V99H105L106 101L103 102V104L105 103V104H104L105 106L102 108V109H104L103 112H101V111H102L101 108H99V109H100V110H99L100 113H98V111H96L97 114H98V117H97V118H98L99 124L102 123V119H103V118H106V117H107L106 115H107L109 109L112 107V104H114L113 102H114V101L118 102V100H120V96H119V95L122 94V93L124 92V90L126 91L125 87L127 88V86H129V81H130L132 78H137V77H138L137 75H138L139 73H141V72H142L141 74L143 75V78L145 77V78H144L145 80L143 79V80L145 81V88L148 89V87H149V85H150L149 83H151V81L149 80V78H148L145 74H143V70L139 71V70L141 69V68H140V67H141L140 65L143 66V63H144L143 60L146 59V60H148V61L145 62L144 64L148 63V64H146V65H149V66L151 67L150 64H151V62H152V60H153V57H154L153 54H155V52H156L155 50H157V49L154 48V47H155V46H156V47L158 46V44L153 43V41L156 42V41H157V38H159V37H163L162 39H165L164 37H166L168 34H169V36H168L169 39H171L170 37L173 38L174 35H176V32H175V31H172V29L174 30V28H171V27L168 28V27H167L169 24H170L169 26H171V24L173 25V23H174L173 21H171V20H173V19H171V18H169V17H167V18H169V20H168L169 23H168V22H167V23L164 22V23H165V26H166L168 29L165 30V29L163 28L164 30L162 29L161 32H163V33L165 32V33H164V35H165V34L167 33V31H170V30H171L172 33H175V34H173V36L170 35L171 32H168L165 36H164V35L161 36V34H163V33L160 34V33H159V32H160L159 30H161L162 27L158 26V27H157L158 29H156V27L153 26V27H155V29H153V28L151 27L152 25H150V23L153 22V21L155 22V24H157V23L159 22V21L157 22V19H158V17H160V16H162V15H158V16H157V14H159L160 11H161V14H163V13L165 14V13H166V11H165L166 8H164V9H165V10H164L165 12H164L163 9H162L163 7H165L164 5H162L163 3H161V2H163V0H162V1H161V0H145L147 3H146L144 0H140V2L142 1V2H141L142 4H143V2L146 4V6H145V4H143L145 7H144V6H141V4L137 2V1H139V0H137V1L135 0V1L137 2V5H136L135 7L132 5V4H134V3H132V2H135L134 0H132V2H130L129 4H126L127 2L125 3ZM148 1H149V2H148ZM179 1L181 2L182 0H179ZM196 1H197L198 4H200V5L202 4V3H200L201 0H199L200 2H198V0H196ZM196 1H195V2H196ZM204 1H205V0H202V2H204ZM208 1H210V0H208ZM228 1H229V0H227V3H228ZM234 1H235V0H234ZM70 2L72 3V5H70V4H71ZM79 2H80V4H81V0H80ZM114 2H116V3H115V7H114V5H113ZM182 2H184V1H182ZM214 2H218V1H214ZM225 2H226V1H225ZM225 2L223 3V0H222V3H223V4H225ZM230 2H232V0L229 1V3H230ZM235 2H237V0H236ZM40 3H42V5H41V7L43 8L42 12H41V9H42V8L39 7V6H40ZM75 3H76V2H75ZM82 3H83V2H82ZM85 3H83V4H85ZM94 3H95V2H94ZM94 3L92 4L93 6L91 5L92 8L95 7ZM101 3H102V4H101ZM159 3H160L161 5H160ZM219 3H220V2H219ZM222 3H221V4H222ZM67 4L70 5V7H69V5H68V8H69V9L72 8V9H71L72 12H70V10L66 7ZM83 4H82V5H83ZM87 4H85V7H86ZM116 4L118 5V7H116ZM138 4H139V6H141V7H139ZM157 4H158V6H159V5H160V6L158 7ZM174 4H175V3H173V5H174ZM198 4H197V5H198ZM203 4H204V3H203ZM223 4L221 5L222 7H223ZM90 5H88V7H90ZM101 5H102V6H101ZM124 5H125V6H124ZM134 5H135V4H134ZM165 5H166V4H165ZM234 5H236V4H234ZM237 5H238V4H237ZM43 6H46V7H43ZM72 6H73V7H72ZM137 6H138L140 9H139V8H136ZM167 6L170 7L169 4H168ZM171 6H172V5H171ZM177 6L180 7L179 5H177ZM201 6H202V5H201ZM201 6H200V7H201ZM29 7H30V9H29ZM31 7L34 8V9H32ZM37 7H38V8H37ZM76 7H77V5H76ZM79 7H80V5H79ZM157 7H158V8H157ZM160 7H161V8H160ZM172 7H173V6H172ZM174 7H175V9L177 10L178 7H176V4H175ZM185 7L187 8L188 6L186 5ZM195 7H196V6H193V8H195ZM197 7H199V6H197ZM200 7L198 8V10H200ZM27 8H28L32 13H34L33 16L36 17V15L39 14L40 16H39V15H38V16H39L40 18H39V17H36V18L33 17V18H32V16L29 17V16L25 15V17H24L25 19H24L23 17H22V19L25 20L26 22H23L24 24L22 25L21 22H22L23 20H21V16H22V14L20 15V12L23 13V14H24V13L26 14V13H27V12H26V11H27ZM64 8H65V10H67V9L69 10V11H68V12H69V15H71L72 17H73L74 15L77 16V18L74 16V17L71 18V19L74 20V19L76 18V19L74 20V21H76V22H75L76 24H75V23H74V24H75V26H78V25H79V26H78L79 28L76 27V29H75V28L73 27V26H74V25H73V22H74V21H72V29H73V30L71 29V26H70V28L68 29V26H69V25L66 26V23H67V20H70V19H68V17H66V15H67L66 13H67V12L64 10ZM106 8H108V9H106ZM112 8H114V9H112ZM156 8H157V10H156L157 12L155 11ZM159 8L162 9V10H160ZM188 8L191 9V6L189 5ZM31 9H32V10H31ZM36 9H38V11L40 10V12L38 13V11H37V13H36ZM51 9H52V11H53V9H55V13H56V16H55V13L51 14V16H52V21L50 20V19H51V16H50V18H49V14H50V13H48V12L51 11ZM77 9H78V7H77ZM89 9H90V8H89ZM89 9H88V11L85 9L86 12H87V13H86V12H85V13L89 15L88 18L90 17V14H91L92 16L95 15V13L92 14V12L89 14V12H90ZM115 9H116V11H114ZM120 9H121V7L119 8V10H120ZM178 9H179V8H178ZM196 9H197V8H195V11H198V10H196ZM238 9H239V8H238ZM33 10H35V12H33ZM80 10H81V9H79V11H80ZM85 10H84V11H85ZM103 10L100 9V11H99V12H100V15L102 14L101 11L103 12ZM122 10H121V12H124V11H122ZM137 10H139V11L141 10V11H140L141 13H142V10H144V12L141 14L140 12H139V13L136 12ZM145 10H146V12H145ZM176 10H175V13H178V14H177L178 17H179V15H180V16L183 15V17H184V14H181V13L183 12V11H181V10H182V7H180V11H176ZM192 10H193V9H192ZM52 11H51V12H52ZM97 11H93V12H97ZM133 11H132V12H133ZM162 11H163V13H162ZM238 11H239V10H238ZM53 12H54V11H53ZM111 12H112V13H111ZM114 12H115V13H114ZM127 12H128V13H127ZM130 12H131V11H130ZM135 12L138 13V14H140V15L137 14V16H136V13H135ZM179 12H181V13H179ZM193 12H194V11H193ZM214 12H215V10H214ZM32 13H31V15H32ZM35 13H36V15H35ZM41 13H43V16H41ZM85 13H84V15H85ZM125 13H124V14H125ZM144 13H146V14H144ZM199 13H200V12H199ZM80 14H81V15H80ZM96 14H97V13H96ZM124 14L122 13V14H120V16L123 18ZM143 14H144V15H143ZM154 14H156V15H155V16H152V15H154ZM200 14H202V13H200ZM17 15L20 16V17L18 16L19 19H15V18H14V17H16ZM28 15H30V13H28ZM53 15H54V17H55L54 19H53ZM111 15H112V16H111ZM194 15H195V16L198 15V18H201V17H202V16H199V14L196 13V12H195ZM47 16H48V17H47ZM67 16H68V15H67ZM71 16H69V18H70ZM96 16H97V15H96ZM118 16H119V15H118ZM144 16H146V19H145ZM156 16H157V18H156ZM165 16H167V15L165 14ZM165 16L160 17V18L163 19ZM195 16H194V18H195ZM18 17H17V18H18ZM26 17H27V18H26ZM28 17H29V18H28ZM97 17H98V19H100L101 21H103L102 19H104L102 16H101V18H100V17H99V14H98ZM109 17H110V18H109ZM121 17H120V18L118 17V19H121ZM131 17H130V18H131ZM139 17H140V18H139ZM154 17H155L156 20L154 19ZM218 17H219V19H220V16H218ZM218 17H217V16L215 17V15H214V16L212 17V19H214V18H215V19H218ZM31 18H32V19H31ZM160 18H159V19H160ZM181 18H182V17H181ZM198 18L196 17V20H197V21H196V20L193 21V25H194V22H198ZM245 18H246V17H245ZM26 19H27V20H26ZM29 19H31V22H32L33 24H31V25L29 24L30 26L28 25V27H27V26H26V25H27L26 23H28V22L30 21ZM107 19H106V21H108ZM113 19H114L115 21H114ZM118 19H117V21H118ZM140 19H141V20H140ZM144 19H145V20H144ZM152 19H154V20L151 21ZM161 19H160V20H161ZM165 19H166V17L164 18V21H165ZM174 19H175V18H174ZM219 19H218V20H219ZM13 20H14V21H13ZM15 20H16V21L18 20L17 23L15 22ZM20 20H21V21H20ZM104 20H105V19H104ZM142 20H143V21H142ZM148 20H150V22H148ZM182 20H185V19L182 18ZM182 20H180V21L177 20L176 23L178 24V21L181 22ZM199 20H200V19H199ZM202 20H205V18H201L200 21H202ZM218 20H216L217 23L219 22ZM221 20H222V19H221ZM241 20H243V19L241 18ZM246 20H247V18H246ZM53 21H54V22H53ZM83 21H82V22H83ZM98 21H99V20H98ZM106 21H105V22H102L101 24L104 26L105 23H106ZM112 21H113V22H112ZM162 21H163V20H162ZM166 21H167V20H166ZM170 21H171V23H170ZM174 21H176V20H174ZM200 21L198 22V24H199V23L201 24ZM216 21H215V22H216ZM231 21H232V20H231ZM231 21H230V22H231ZM244 21H245V20H244ZM13 22H14V25L18 24L19 27H17V26H16V27H17L19 30L21 29L20 26L22 25V29H21V30H22V32H24V35H23V33L21 34V33H20L21 31L18 30V31H19V35L16 34V36H15V34H14V36H13V38L15 37V38L13 39V41L16 39V42H17V40L19 39L18 42L20 43L21 47L18 46L19 43H17V45H13V44H16V42L14 43V42H11V40H9L10 37H11L10 34L12 35V31H14V29H13V30H12V29L10 30V28H11L10 24H12ZM70 22H71V21H70ZM79 22H80V21H79ZM82 22H80V23H82ZM99 22H100V21H99ZM109 22H108V23H109ZM121 22L118 21L117 23H121ZM138 22H139V23H138ZM147 22H148V24H147ZM156 22H157V23H156ZM182 22H184V21H182ZM211 22H212V21H209L210 25H212V26L214 25V27H215V29H214V27L211 26V27L213 28V30L216 31V29H218L217 31H220V30L222 29V28H221L222 26L220 25V24H221L220 22L218 23V24L220 25V28H221L220 30H219V28H216V26L218 25L217 23H216L217 25L215 26V24H211ZM249 22H250V21H249ZM15 23H16V24H15ZM19 23H21V24L19 25ZM96 23H97V21H96ZM108 23H107V24H108ZM111 23H110V24H111ZM117 23H116V24H117ZM164 23H163V24H164ZM202 23H205V22H202ZM231 23H232V22H231ZM237 23H238V22H237ZM241 23H242V22H241ZM67 24H68V23H67ZM69 24H70V23H69ZM97 24H98V23H97ZM97 24H96V26H98ZM101 24H100V25H101ZM107 24H106V25H107ZM110 24H109V25H110ZM116 24H113V25H116ZM124 24H123V27H124ZM132 24H133V25H132ZM167 24H168V25H167ZM177 24H176V26H177ZM234 24H235V21H234L233 25H234ZM238 24L241 25L240 23H238ZM243 24H244V26H246V25H245V22H243ZM243 24H242V25H243ZM246 24H247V23H246ZM50 25H51L52 27L56 25L55 27L60 28V29H57V28H56L58 31L61 30V32H62V31L64 32V33H63L64 35H62L63 37H62L61 39H60L61 36H58V37H59L58 40H57L56 36H54V33H55V31H53L54 28L51 29L52 31H51L50 29L48 30V32L50 31V33L53 32V35L50 34L51 36L48 35L49 38H48V37L45 38L46 35H47V33H46L47 28H46V27H47V26H48V27H51ZM70 25H71V24H70ZM102 25H101V27H102ZM106 25H105V26H106ZM113 25L111 24V26H113ZM174 25H175V24H174ZM196 25H197V23H196ZM204 25H205V24H204ZM219 25H218L217 27H219ZM229 25H230V24H229ZM236 25H237V24H236ZM236 25H234L233 27L238 28ZM239 25H238V26H239ZM242 25H241V26H242ZM249 25H250V24H249ZM9 26H10V27H9ZM23 26H24L25 28L27 27V29H26L25 31H24L25 28H23ZM36 26H40V27L42 26V28L45 27V28H44V29H45V32H44L43 29H41L44 33H46V34H45V37L43 38V35H44V33H43L42 36H41V37L39 36V39H38V41L40 40V43H39L40 45H41V43L45 44V42H44L45 39H48V40H46V41H50V40L52 41L53 36L55 37V38H53V40H55V41H54V42L52 41V44L54 43V46H56L55 43H57V42H56V40H57V41H58V44L61 45L62 43H59V41L62 40V39H64L65 37H67V36H66V35H67V34H66V33H67L66 31H70V29L73 31V33L71 32V35H69V36L67 37L68 40H67V39H64L63 44L65 43L64 47L67 49V51H68L70 45H72V46H70V47H74V50H69V51H68L69 53H68L66 50L64 51L65 48H64V49H61V50H63L64 53L60 51V54H59V55H60V56L62 55L61 57H63V58L65 57V58H66L67 55H68V56H72V55H69L70 52H71V53H73V55H74V57H75V58H73V56L71 57L72 60H70V61H73V62H74L73 59H76V60H77V59L79 58V56H80V58L82 57L81 59H78V60H79V62H80L81 60H83V61L86 63V64L84 63L83 65H86V66H87V67L84 66L85 71L82 72L83 77H84V82L86 81V84L83 85V86L85 87V89H84V87H81L82 85H80V83H79V81L82 80V79H81V78H82V75H81V74H80V76H79V77H81V78H78V79L76 78L77 81L79 80V81H78L79 84H75V85H73L72 83H73V82L75 83V80H72L71 82H70V80H69V83H65V82H67L68 78L71 79V77H70V75H69V74H70V71H69L68 69H69V68L71 69V66H72V65L75 66L76 64H74V63H76V62L78 63V60H77L76 62H74V63L71 62L72 65L70 66V64H69V63H70V62H69V59H70V58L67 57V58H68V64H67V62H66L67 60H66L65 62H66V66L68 65L69 68L67 67L68 69H66V68H65V62H63L64 64L61 63L62 65H59V64H60L59 59H58V60H55V58H57V56H58V58H60V56H59L58 54H57V56H56V52H59V51H56V52L54 53V51H53V50H54V46L51 45L49 42H46V44H45L46 46L43 45L45 48L48 47L47 49H45V48H44V49H42V48L40 49V48H39L40 50L38 49V47H39V45H38V41H37V39H35V38H37V36L34 35L35 38H34V36H33V34L36 33L35 31H33V28L35 27L36 30H39V29H40L39 27H38V29H37ZM116 26H118V25H116ZM116 26H115V27H116ZM121 26H122V25H121ZM144 26H146V27L148 26V27L150 28V30H151V29H152V30L149 32V28H148V27H147V28L145 27L146 30H144ZM165 26L163 25V27H165ZM182 26H183V25H182ZM191 26H192V25L190 24V27H191ZM65 27L67 28L66 30H65ZM107 27H108V26H107ZM109 27H110V26H109ZM159 27H160V29H159ZM166 27H165V28H166ZM230 27H231V26H230ZM246 27H247V26H246ZM249 27H250V26H249ZM249 27H248V28H249ZM12 28H13V26H12ZM14 28H15V26H14ZM17 28H16V29H17ZM105 28H106V27H105ZM111 28H112V27H111ZM170 28H171V29H170ZM236 28H235V29H236ZM239 28H240V27H239ZM248 28H247V29H248ZM251 28H252V30H253V27H251ZM74 29H75V30H74ZM106 29H108V28H106ZM223 29H224V28H223ZM235 29H234V31H235ZM54 30H55V29H54ZM57 30H56V31H57ZM64 30H65V31H64ZM80 30H81V29H79V31H80ZM83 30H84V29L81 30V33H82ZM97 30L100 31V29H99L98 27L96 28V31H97ZM108 30H111V31H112V30L118 31V28L108 29ZM108 30H106V34H109V33L107 32ZM142 30H143V31H142ZM147 30H148V31H147ZM155 30H156V31H155ZM210 30L213 31L212 29H210ZM224 30H225L226 32H227V30L229 31V29H227V30L224 29ZM240 30H241V29H240ZM254 30H255V29H254ZM84 31H85V30H84ZM99 31H97V33H98ZM154 31H155V33H154ZM211 31H210V32H211ZM232 31H233V30H232ZM37 32H38V31H37ZM59 32H60V31H59ZM65 32H66V33H65ZM77 32H78V30L76 31V33H77ZM101 32H102V33H105V31H104V32L102 31V28H101ZM109 32H110V31H109ZM131 32H132V33H131ZM156 32H158V33H156ZM177 32H178V31H177ZM220 32H222V30H221ZM220 32H219V34L217 33L219 39H220L219 35L222 36L221 34H222L224 31H223L222 33H220ZM226 32H224V35L226 34ZM230 32H231V31H230ZM239 32L241 33V31H238L237 33H239ZM247 32H249V30L246 31V33H247ZM254 32H255V31H254ZM69 33H70V32H69ZM81 33H80V34H79V32L77 33V37H78V38H79V36H81ZM84 33H85V32H84ZM102 33H99V34H97V35H101ZM112 33L114 34V31H112ZM117 33H118V34H117ZM117 33L115 32L116 35H119V36L121 35V34H119V31H118ZM133 33H134L136 36H134V37L132 36V37H131V35H132ZM141 33H142V34H141ZM144 33H146L145 37H144ZM148 33H149V34L152 33V38H153V39L151 38V35H149ZM178 33H179V32H178ZM227 33H229V32H227ZM252 33H253V32H252ZM256 33H257V32H256ZM256 33H255V35H256ZM65 34H66V35H65ZM82 34H83V33H82ZM134 34H133V35H134ZM147 34H148V35H147ZM154 34H155V35H154ZM157 34H158L159 36H158ZM182 34H183V32L181 33V35H182ZM229 34H230V33H229ZM231 34L234 35L233 33H231ZM57 35H61V33H60V34L58 33ZM178 35L180 36V33H179ZM213 35H214V33H213ZM224 35H223V36H224ZM240 35H241V34H239V37H240ZM247 35H248V33H247ZM247 35H246V39H247V37H248ZM18 36H19V38L17 39ZM32 36H33V37H32ZM64 36H65V37H64ZM101 36H102V35H101ZM107 36H108V35H107ZM109 36H110V35H109ZM126 36H127V38H126ZM155 36H156V38H154ZM179 36H178V37H179ZM223 36H222L221 39H223V38L225 37V36H224V37H223ZM228 36H229V35L226 34V37H228ZM51 37H52V38H51ZM70 37H71V39H74L72 42H73V44H76V46L79 44V43H77V42L80 41V43L83 44V47H84L86 50H88V54L90 53V55H85V54H87V51H86V50H85V51H86L85 54H84V51H83V55H80V54L82 53V52L80 53L81 47H80V49H79L78 46H80L81 44H79L77 47L74 46L73 44H70V43H71V41H69V40H71ZM143 37L146 39V41H145V42H147L146 44H144V39H142ZM146 37H147V38H146ZM212 37H213V36H212ZM253 37H255V36L253 35ZM20 38L22 39L21 42H20V40H21ZM80 38H82V36H81ZM80 38H79V39H80ZM96 38H98V37L96 36ZM108 38H112V37L110 36V37H108ZM113 38L115 39V37H113ZM131 38H132L133 41L131 40ZM133 38H134V39H133ZM135 38H136V39H135ZM166 38H167V37H166ZM175 38H177V36H176ZM216 38H217V37H216ZM250 38H251V36H250ZM33 39H34V42H32ZM118 39H117V40H118ZM123 39H124V38H123ZM127 39H129L130 41L127 40ZM147 39H148V41H147ZM151 39H152V40H151ZM173 39H174V38H173ZM177 39H178L179 42H180L181 39L183 40L182 36H181L180 38H177ZM214 39H215V38H214ZM226 39H227V38H225V40H226ZM246 39H245V40H246ZM115 40H116V39H115ZM134 40H135V41H134ZM136 40H138V41H137L138 43H136L137 46H138V47L136 46V53H135V51H134L135 49L132 50V51L136 54L137 58H136V56H134L135 54L132 56L133 53H132V54L130 53V50H131L132 48H135V46H134V47L131 46V45H132L131 43L134 44V42H136ZM140 40H141V42H139ZM217 40H218V39H217ZM223 40H224V39H223ZM8 41H10V43H13V44H11L10 46H7V47L10 48V50H9L7 47H6V50H4V48H5L4 46H5V45H8ZM35 41H37V43H36ZM75 41H76V42H75ZM106 41H107V39H106ZM108 41H109V40H108ZM108 41H107V42H108ZM110 41H111V40H110ZM131 41H132V42H131ZM149 41H150V42H149ZM175 41H176V39H175ZM184 41H185V40H183V41H181V42L184 43ZM215 41H216V40H215ZM219 41H221V40H219ZM60 42H61V41H60ZM69 42H70V43H69ZM115 42H116V41H115ZM122 42H123V43H122ZM225 42H226V41H225ZM249 42H250V41H249ZM6 43H7V44H6ZM31 43H33V45H34V43H35V45L37 44L36 47H35V45H34L35 48H34V47H31V46H30ZM48 43L51 45V47L53 46V48H50V46H48V45H49ZM91 43H92V42H91ZM105 43H106V42H105ZM148 43H149V45L151 46L150 50H149V47H150V46L148 45ZM151 43H152V44H151ZM157 43H158V42H157ZM176 43L178 44V42H176ZM220 43H221V42H220ZM222 43H223V45H222V44H221V45L224 46V41H222ZM261 43H263V42H261ZM58 44H57V45H58ZM139 44H140L141 47L139 46ZM142 44L145 45L144 48H143L144 50L141 49V48L143 47ZM180 44H181V43H179V45L176 46V50H177V51H179V50H181V48H183V47H181V46H183V45L180 46ZM184 44H185V43H184ZM216 44H217V43H216ZM218 44H219V43H218ZM31 45H32V44H31ZM88 45H89V44H88ZM105 45H106V44H104L103 46H105ZM107 45H108V44H107ZM107 45H106V47H107ZM147 45H148V46H147ZM154 45H155V46H154ZM219 45H220V44H219ZM249 45H250V44H249ZM11 46H15V47L12 49ZM41 46H42V45H41ZM62 46H63V45H62ZM81 46H82V45H81ZM178 46L180 47V49H177ZM222 46L220 47L221 50L224 49V50L226 51V49H225L224 47H222ZM263 46H264V45H263ZM17 47H18V49H17ZM19 47H20V49H19ZM56 47H58V46H56ZM131 47H132V48H131ZM139 47H140V48H139ZM60 48H61V46H60ZM75 48H77V49H75ZM84 48H83V49H84ZM92 48H93V49H92ZM118 48H119V47H118ZM118 48H117V49H118ZM153 48H154L155 50H153ZM215 48L218 49L219 46L216 45ZM246 48H247V46H246ZM11 49H12V50H11ZM14 49H17V50H15V51L17 52V55H18V57H19V60L21 59L22 61H21V60L19 61V60L17 59V55H14V57L16 58V60H18V62L15 61V60L13 59L12 54L15 53ZM48 49H49V50H48ZM51 49H52V50H51ZM57 49H58V48H57ZM57 49H56V50H57ZM70 49H71V48H70ZM72 49H73V48H72ZM106 49H107V48H106ZM137 49H138L139 51H137ZM140 49H141V50H140ZM145 49H146V50H149V51H146ZM248 49H249V47H248ZM59 50H60V49H59ZM75 50H76V51H77V50L79 51V52H78L79 56H78V55L76 56V54H75L76 51H75ZM120 50H121V49H120ZM187 50L189 51V52H188V54H189V53H191V52H194L195 49L192 50V48H191V49L188 48ZM187 50H186V51H187ZM218 50H219V49H218ZM122 51H124V50H122ZM126 51H127V52H126ZM154 51H155V52H154ZM190 51H191V52H190ZM216 51H217V50H216ZM225 51H223V55L225 54V53H224ZM248 51H249V50H247V52H248ZM5 52H6V54H7V52H9V53L7 54L8 56L5 54ZM11 52H12V53H11ZM113 52H111V53H113ZM128 52H129V54H128ZM143 52H145V53H143ZM152 52H154V53H152ZM217 52H218V51H217ZM61 53H62V54H61ZM137 53H138V54L140 53V55H138ZM146 53H147V54H146ZM149 53H152V54L149 55ZM218 53L223 57L222 52L220 53V51H219ZM231 53H232V52H231ZM231 53H230V54H231ZM15 54H16V53H15ZM50 54L52 55V57H49V56H48V55H50ZM63 54H67V55H66V56H63ZM127 54H128V55L131 54V60H132V58L134 59V60L132 61V62H134V64L131 63L130 58H128V57H130V56H128ZM145 54H146V56H145ZM178 54L180 55L181 53L178 52ZM186 54H187V53H186ZM10 55H11V58L9 57ZM96 55H97V54H96ZM125 55H126V57H125ZM227 55H228V54H227ZM233 55H234V54H232L231 57H232ZM44 56H45V58H44ZM46 56H48V57L51 59V61H50L49 65H47L48 69H47L46 65H45V66L43 65V68L46 67V68L44 69V71H43V68L41 67V65H42L44 59L47 58ZM108 56L110 57L111 55L109 54ZM108 56H107V54H106L107 59H106V57H105V59H106L107 62H108ZM224 56H225V55H224ZM236 56H237V55H236ZM8 57H9V61H11V59H12V61L14 60V64H13L12 62H11V63H12L13 66L16 65V66H14V68H15V67H16V68H15L14 71H13V70H10V71L6 70V72H5V69H7V67L9 66V65H8V64H9V61H7V60H8ZM91 57H92V59H91ZM118 57H120V58H118ZM123 57H124L125 59L127 58L128 60H127V59H126V60L123 59ZM141 57L144 58V59H142ZM146 57H147V58H146ZM178 57L180 58V56H178ZM181 57H182V55H181ZM225 57L227 58V56H225ZM225 57H223V58H224V61H225ZM228 57H229V56H228ZM53 58H54V59H53ZM63 58H62L61 62L65 60V58H64V59H63ZM151 58H152V60H151ZM50 59H49V60H50ZM109 59H110V61H111V58H109ZM135 59H138V62H139V63L136 62ZM139 59H142L143 63H140L141 60H139ZM227 59H228V58H227ZM229 59H230V58H229ZM231 59H232V58H231ZM47 60H48V59H47ZM47 60H46V61H47ZM49 60H48V61H49ZM122 60L126 61V64H125V65H124V61H122ZM146 60H145V61H146ZM232 60H233V59H232ZM232 60H231V61H232ZM234 60H235V59H234ZM46 61H44V62L46 63ZM55 61H58L59 63H58V62H55ZM114 61H113V63H114ZM121 61H122V63H121ZM128 61H129V62H128ZM142 61H141V62H142ZM222 61H223V59H222ZM238 61H239V60H238V58H237V62H238ZM15 62H17L18 64H17V63L15 64ZM96 62H97V65H98L97 68L95 67V66H96V65H95ZM104 62H105V60H104ZM107 62H105V64H106ZM226 62H227V61H226ZM226 62H224L225 64H223V62H222V63H219V64H220V68H218V67H219V64H218V63L215 64V65H217L218 70H219V69H220V70L223 69V68H221V65H222V64L225 65V66H226V64H228V66H231V65L233 66V65H234V62H233L231 65H229L230 63H226ZM45 63H44V64H45ZM56 63H57V64H56ZM111 63H112V61H111ZM129 63H131L130 66H128ZM135 63H136V65L139 64V66H138V65L135 66ZM238 63H239V62H238ZM46 64H47V63H46ZM79 64H80V63H79ZM107 64H109V63H107ZM127 64H128V65H127ZM81 65H82V64H81ZM81 65H80V67H81ZM89 65H90V66H89ZM132 65H134L135 68H134V66H133V68H132ZM146 65H145V66H146ZM152 65H153V64H152ZM10 66H11V65H10ZM99 66H102V67H104V68L106 67V68L103 69V68H101V67H99ZM145 66H144V67H145ZM236 66H237V65H236ZM238 66H239V64H238ZM238 66H237V67H238ZM40 67H41L42 69H41ZM78 67H79V65H76V66H75V69H74V68H72V69L75 71L76 68H78ZM137 67H138V69H137ZM211 67H212V68H211ZM211 67H210V70L213 71V72H214V71H215V72L217 71L216 73L218 74V70H217V68L215 67V68H216V70H215L213 65H212ZM64 68H65V69H64ZM86 68H87V69H86ZM89 68H90V69H89ZM239 68H240V66H239ZM8 69H12V67H10V68H8ZM72 69H71V70H72ZM208 69H209V66H208ZM234 69H235V68H234ZM78 70H79V69H77V71H78ZM117 70H118V71H117ZM134 70H135V71L138 70L139 72L136 71V72H137V73H136ZM210 70H209V71H210ZM80 71H81V70H80ZM80 71H79V73H80ZM93 71H94V70H93ZM103 71H102V72H103ZM128 71H130V72H128ZM207 71H208V70H207ZM209 71H208V72H209ZM222 71H223V70H222ZM222 71H221V72H222ZM118 72H119V73H118ZM121 72H122V76L119 75ZM123 72H124V73H123ZM134 72H135V73H134ZM219 72H220V71H219ZM221 72H220V73H221ZM4 73H6V74H4ZM71 73H72V72H71ZM75 73H76V71H75ZM109 73H110V72H109ZM126 73H127V74H126ZM129 73H130V74H129ZM210 73H211V72H210ZM216 73H215V74H216ZM220 73L218 74L219 76H220ZM222 73H223V72H222ZM124 74H125V75H124ZM135 74H136V77H134ZM141 74H139V75H141ZM1 75H2V77H1ZM72 75H73V74H71V76H72ZM92 75H93V77H90V76H92ZM123 75H124V76H123ZM127 75H128V77H127ZM130 75H131V76H130ZM144 75H145V76H144ZM218 75H217V78L219 77ZM261 75H262V74H261ZM263 75H264V74H263ZM43 76H46V77L43 78ZM118 76H121L120 80L122 81V83H121V81L119 80V77H118ZM222 76H223V75H221L219 78H221ZM74 77H75V76H74ZM111 77H112V78H111ZM141 77H142V76H141ZM146 77H147L148 80L146 79ZM263 77H264V76H262V78H259L260 80H257V78H258V77H257V78L254 80V82H255L254 85H256V86L258 85V86H259V83H260L262 80H263V82H264V78H263ZM40 78H41V80H42V78H43V80L46 79V81H43V80H42L43 82L40 81L41 84H44V83H45V84L42 85V86H41L40 84H38V83H40V82H39ZM47 78H48V79H47ZM90 78H91V79H90ZM127 78H129V80H128ZM130 78H131V79H130ZM219 78L217 79V81H220ZM74 79H75V78H74ZM80 79H81V80H80ZM85 79H86V80H85ZM87 79H88V81H87ZM122 79H123V80H122ZM124 79H125V80H124ZM126 79H127V83H126ZM261 79H262V80H261ZM117 80H118V81H117ZM132 80H135V79H132ZM132 80H131V82H132ZM256 80L259 81V83H258ZM56 81H58V82H56ZM59 81H61V84H62V85L60 84V88H61L60 90L62 91V95H64V93L67 91V90H65V89H67V87H68L67 85H71V84H72V86L75 87V88H74V87L71 86V87H70L71 90H68L69 92H71V94H70V93H69V94H66V93H65V96H63V99H62V97H60V98L58 97V95L62 96L61 94H59V93H61V92L59 91V93H57V92H58L57 89L59 90V85H57V83H59ZM119 81H120V82H119ZM82 82H83V80H82ZM82 82H81V84H82ZM94 82L97 83V84H95V83H94V84H95V85H98V87H99V84H98V82H96V79L94 80ZM118 82H119L121 85H119ZM256 82H257V84H256ZM111 83H113L114 85L111 84ZM116 83H117L118 85H117ZM216 83H217V82H216ZM216 83H215L214 86H217V85L220 86L219 83H217V85H216ZM261 83H262V82H261ZM94 84H92V86H93ZM104 84H103V82L101 83V85H104ZM109 84H110L111 86H110ZM131 84H132V83H131ZM131 84H130V85H131ZM31 85L34 86V87L36 86L35 88H37V90L40 89V90L38 91V93H40V91H41V95H40V96H39V95L37 96L38 99H37V97H35L36 99L30 100L29 97H27V96L24 95V94H25V90H27V88H28L29 86H31ZM65 85L67 86L66 88H65ZM76 85H78V86H76ZM79 85H80V86H79ZM116 85H117V87L119 86V87H118V91H117V88H115ZM61 86H62V87H61ZM106 86H107V87L109 86V87L106 88ZM113 86H114V87H113ZM122 86H123V87H122ZM258 86L255 87V88H258ZM56 87H58V88H56ZM76 87H78V88H82V90H84V91L81 93V91H80L81 89H80L79 92L76 93V92L78 91V88H76ZM86 87H87L88 89H87ZM93 87H94V86H93ZM98 87H97V90L101 89V88L98 89ZM129 87H130V86H129ZM150 87H151V86H150ZM253 87H254V86H253ZM68 88H69V87H68ZM73 88H74V89H77V91H75ZM114 88H115V89H114ZM122 88H123V89H122ZM72 89H73V90H72ZM90 89H91V88H90ZM119 89H122L123 91H122V92H119V91H121V90H119ZM147 89H145L146 92L149 91V89H148V90H147ZM215 89H216V88H215ZM217 89H218V88H217ZM263 89H264V88H263ZM64 90H65V91H64ZM87 90H88V91H87ZM105 90H106V91H105ZM113 90H114L115 92H113ZM261 90H262V89H261ZM73 91H74V93L72 94ZM91 91H92V92H91ZM116 91H117V93H116ZM84 92H85V93L87 92V93L84 95ZM75 93H76V94H75ZM80 93L83 94V95L86 96V97L84 98L83 95H82L83 97H81ZM101 93H102V94H101ZM112 93H113V95H112ZM148 93H149V92H148ZM148 93L146 94V96L148 95ZM259 93H260V91H259ZM259 93H258V96L256 97V98H258V99H256L257 101L255 100L256 103H253V104H254V107H252V108H255V109H256V107H258V106L260 105L259 102H262V101H259L260 99H262L263 102H264V99H263L264 96H262V93H263V95H264V90H262V92H261V94H260V96L263 97V98H260ZM74 94H75V97L79 95L78 98L81 97V100H83V101H82V102L79 101L80 99H78L77 97H76V100H75V99H74V96H73V97L71 96V95H74ZM117 94H118V95H117ZM68 95H69L70 98H71V97L73 98V101L75 100V101L73 102V104H70V103H71L70 101H72V99L69 101V97H68ZM106 95H107V96H106ZM94 96H93V95H92V96L90 95V98L92 99ZM113 96H114V97H113ZM116 96H117V97H116ZM101 97H104V98H101ZM110 97H111V98H110ZM118 97H119V98H118ZM26 98H28L30 101L27 100ZM83 98H84V99H83ZM90 98L88 97V99H90ZM112 98H113V99H112ZM146 98H148V97H146ZM31 99H32V98H31ZM59 99H61V100H59ZM77 99H78V101H77ZM110 99H111V100H110ZM116 99H117V100H116ZM102 100H101V102H102ZM32 101H33V103H32ZM59 101H62V103L60 102V104L63 105V106L60 107L61 110H62V112H61L60 108H59L58 106H56V105H59ZM85 101H86V103H85ZM98 101H96L97 106L100 104V102H98ZM109 101H110V102H109ZM77 102H78V103L81 102L80 104H81V105L83 104L85 107H84V106H81L82 108H80V104H79V106L76 105V106L78 107V109L75 108L74 106H75V104H77ZM83 102H84V103H83ZM108 102H109V104H108ZM116 102H115V103H116ZM121 102H122V101H121ZM98 103H99V104H98ZM110 103H112V104H110ZM210 103H212V106H214V104H213L214 102H213V101H212V102L210 101L209 104H210ZM215 103H217V102H215ZM258 103H259V104H258ZM55 104H56V105H55ZM106 104H108V105L106 106ZM257 104H258V105H257ZM261 104H264V103H261ZM73 105H74V106H73ZM110 105H111V106H110ZM210 105H211V104H210ZM252 106H253V105H252ZM255 106H256V107H255ZM261 106H262V105H261ZM261 106H259V110H260V107H261ZM46 107H47V108L50 107L51 109L53 108V110L56 111V113H55L56 115L54 114V117L56 118V119H55V122H52V119H54V118H52V117H53V114L51 115V116H52V117L50 118L51 120H48V119H47L48 122L51 121V122L53 123V124H51V125H50L47 121H45L46 118H49L50 116H49V117H45V116L41 113V110L43 109V111H45ZM67 107H68V106H67ZM73 107H74V109H72ZM101 107H102V104H101ZM107 107H109V108H107ZM214 107H215V106H214ZM58 108H59V110H60V111H59L60 113H59V112L57 113ZM62 108L64 109V111H63ZM88 108L83 109L82 111L80 110L81 113H80V112L76 113L77 115H76V114L73 115L74 117H73L72 114L70 113V114H71V117H73L72 120H73V119L75 120V121H73V124H72V125H70V123H69V122L72 121V120H71V118L69 117L70 114H68V115H69L68 118H70V119H68V120H69L68 125L70 126V128H67V127H69V126L66 124L67 121H65V123L62 121V122H63L62 124H65V125H64L65 128H66L67 130H70V131H69V135L72 133L71 130L74 129L75 132H76V128L78 129V127H79V128L81 129V127H80L79 125H82V124H81V123H82V120L84 121V119H81V117H82L83 115H85L86 113H89V111L94 110V109L91 110V108H90L89 110H87ZM212 108H213V107H212ZM51 109H47V111H48V110H51ZM96 109H98V108H96ZM105 109H106V112H107V113H105ZM107 109H108V110H107ZM213 109H216V108H213ZM255 109H252V110L255 111ZM74 110H75V111H74ZM86 110H87L88 112H87ZM252 110H251V111H252ZM259 110L257 109L256 111L258 112ZM262 110H263V111H262ZM43 111H42V112H43ZM51 111H52V110H51ZM85 111H86V113L83 114ZM94 111H95V110H94ZM94 111H93V112H94ZM126 111H127V109L125 110V113H127V112L129 111L130 115H131V112H132V115H135L133 111H136V110H133V111H132V109H128V111H127V112H126ZM256 111H255L254 113H255V115H257V116H253L254 113L251 114L252 112L250 113V118L252 117L251 122H252L253 120H254V121H253L254 123H255V122H258V121L260 122V120H261V122H262V119H260V118H262V117H261V113H263L262 115H263V117H264V105H263V109H261L260 112H258V114L256 113ZM53 112H54V111H53ZM53 112H51V113H53ZM136 112H137V111H136ZM136 112H135V113H136ZM51 113H50V114H51ZM90 113H91V112H90ZM129 113H127L128 116H129ZM41 114H42V116H44L45 118L42 117ZM81 114H82V116H80ZM93 114H94V113H93ZM103 114H104L105 117L103 116ZM259 114H260V115H259ZM58 115L61 116V118H59ZM86 115H89V114H86ZM90 115H91V114H90ZM251 115H252V116H251ZM76 116H77V117H76ZM78 116H79V117H78ZM57 117L59 118V120H58ZM75 117H76L77 120L75 119ZM84 117H86V116H84ZM129 117H131V116H129ZM256 117H257V119H254V118H256ZM86 118H88V116H87ZM99 118H101V119H99ZM44 119H45V120H44ZM78 119H79V120H78ZM80 119H81V121H80ZM259 119H260V120H259ZM57 120H58V121H57ZM256 120H257V121H256ZM78 121H80L81 123L78 124V123H77ZM103 121H104V120H103ZM86 122H87V120H86ZM253 122H252V123H253ZM259 122H258V124H259ZM261 122H260V123H261ZM75 123L77 124V127H76V124H75ZM57 124H59V123H57ZM62 124H60V125H62ZM83 124H85V122H83ZM258 124H255V125H258ZM66 125H67V127H66ZM85 125H86V124H85ZM85 125H84V127H85ZM255 125H253V126L251 125L253 129H252L251 127L248 128V129H250L251 131L254 130V131H253V132H254V135H252L253 133L249 132V133H251L250 136H252V137H251L252 139L250 138L249 133L247 134V132L250 131V130H244L243 132H245V131H247V132L244 133V134H242V133H243V132H242V133H241V136H242V137H240V136L238 135V136L240 137V140L245 141V140L247 139V138L245 139V137H248V136H249V137H248L249 140L251 139V141H253V143L255 144V140H256V138L258 137V138H259L258 143H259V142H260V137H261V136H260V134H258L259 132H258V131L255 132V130H257L256 128H258V127H260V126L258 125V127H255V129H254V126H255ZM62 126H63V125H62ZM64 126H63V131H64ZM72 126H75L76 128H74V127H72ZM82 126H83V125H82ZM56 127L59 128L58 126H56ZM60 127H61V126H60ZM84 127H83V129H84ZM198 127L201 128L200 126H196V130H199ZM66 129H65V130H66ZM80 129H79V130H80ZM13 130H15V133H16L15 135L12 134V132H14ZM74 130H73V131H74ZM79 130H77L79 133H78V132H76V133L74 132L75 134H74V133L72 134V136H73V135H74V136H73V137H70V138H71V143H72V142H75L77 139H79V138H77L78 135H81V134H80L81 132H80ZM200 130H201V129H200ZM57 131H58V132H57ZM61 131H62V130H61ZM83 131H84V130H83ZM83 131H82V133H83ZM162 131H163V130H162ZM162 131L159 130V133L162 132ZM52 132H53V133H52ZM66 132H68V131H65L64 133H66ZM70 132H71V133H70ZM56 133H57V134H56ZM62 133H63V132H62ZM162 133L165 134L166 132L163 131ZM255 133H256L258 136H256ZM66 134H67V133H66ZM77 134H78V135H77ZM63 135H65V134H62V136H63ZM69 135H68V136H69ZM247 135H248V136H247ZM68 136L65 135L66 138H67ZM82 136H83V135H82ZM238 136H236V137L234 138L233 143L236 144V143H238V141H240L239 139H237ZM243 136H244V138H243ZM259 136H260V137H259ZM51 137L49 138V139H50V140H49L50 142L48 141L49 143H51V144H49V146H50V147H53V146L55 147V145L57 146V145L60 144V145H61L60 148L62 149V146H63V145L61 144V142L64 141V140L61 139V141L59 142V141H58V140L60 139V138H59L57 141H56V139H55V141H54L53 139H51ZM79 137H80V136H79ZM253 137H254V138L256 137V138L254 139ZM42 138H43V139H42ZM61 138H62V137H61ZM70 138L68 137L67 139L70 140ZM76 138H77V139H76ZM80 138H82V137H80ZM41 139H42V141H41ZM64 139H65V138H64ZM243 139H244V140H243ZM51 140H53V142H58V144H56V143H52ZM65 140H66V139H65ZM68 140H67V141H68ZM81 140H82V139H81ZM247 140H248V139H247ZM249 140H248V141H249ZM248 141H245L244 143H246V142H248ZM41 142H42V143H41ZM48 142H47V143H48ZM68 142H70V141H68ZM47 143H46V144H47ZM66 143H67V142H65V144H66ZM71 143H70V144L67 143V144H68V145H71ZM76 143H77V142H76ZM80 143H81V142H80ZM241 143H242V142H241ZM241 143H238V144L240 145ZM244 143H243V144H244ZM251 143H252V142H251ZM253 143H252V144H253ZM256 143H257V142H256ZM258 143H257V145H258ZM42 144H43V145H42ZM72 144H74V143H72ZM243 144H242V145H243ZM47 145H48V144H47ZM60 145H59V146H60ZM76 145H77V144H76ZM239 145L236 144V147H237V146H238V147H237V149H236V147H235V150L233 149L234 147H231V150H230V151H232L231 153H233L234 151L236 152V151L238 150L239 147H240V148L242 147L241 145H240V146H239ZM257 145H256V146H257ZM59 146H58V147H55V148H56V149H60ZM65 146H67V145H65ZM73 146H74V145H73ZM73 146H72V147H73ZM193 146H194V145H193ZM193 146H192V147H193ZM233 146H234V145H233ZM80 147H81V146H80ZM80 147H79V148H80ZM47 148H48V147H47ZM47 148L45 149V152H46ZM66 148H69V149H70V150L68 149V150H69V153L71 152V154H72L73 149L70 148V147H66ZM101 148H102V147H101ZM193 148H194V151H196V150H195V146H194ZM193 148H192V149H193ZM196 148H197V147H196ZM198 148H199V147H198ZM198 148H197V151H198ZM255 148H256V147H254V150H255ZM2 149H3V150H2ZM8 149L10 150V151H9V154H8V156L6 155V158H4L5 155L3 156V152H4V154H6L8 151L5 152L4 150H8ZM11 149H12V151H11ZM48 149H49V148H48ZM105 149H106V147H105ZM105 149H104V151H103V149H101V150H99V152H98V158H100L101 155H102V154H101V151L103 152V155H104V156L102 155V157H103V158L105 157V159H102V157H101L102 160H101V159H97V162H96L97 165H96V166H97L98 168L100 167L99 165H104L105 162H106V161H104V160L107 159L108 149H106L107 152L105 151ZM199 149H200V148H199ZM232 149H233L234 151H233ZM251 150H252V148H251ZM254 150H252V151H254ZM47 151H48V150H47ZM105 152H106V153H105ZM235 152H234V153H235ZM38 153H40V154L37 156ZM69 153H67V154H69ZM231 153H230V155L233 156V154H231ZM236 153H238L239 155H242V156H243L242 151H238V152H236ZM236 153H235L234 155H235L236 157L239 156V155H237ZM42 154H43V155L40 156V157H43V159H44V158L46 159V157H45V155H44L45 153H42ZM47 154H46V156H47ZM69 155H70V154H69ZM35 156H37V157H36L37 159H35ZM56 156H57V155H56ZM60 156H61V157H60ZM73 156H71V157H73ZM232 156L229 157V160H228L229 162H228L227 164H229L230 161H232V162H234V163L236 162V160H237V159H235L236 157L233 156V157H234V159H233ZM47 157H48V156H47ZM230 158H232V159H230ZM237 158L240 159L241 156H239V157H237ZM2 159H5V160H4V161H1ZM29 159H31L30 161H33V162H32V163H33V164H32V165H33L32 168H33L34 171L31 170V167H30L29 164H28V163L30 162ZM34 159L36 160L35 162H34ZM48 159H49V158H47V160H48ZM50 160H51V159H50ZM70 160H69V161H70ZM98 160H99L100 162H98ZM263 160H264V159H263ZM42 161H43V160H42ZM69 161H68V162H69ZM27 162H28V163H27ZM37 162H38V163H37ZM48 162H49V161H48ZM63 162H62V163H63ZM68 162H66V163L69 165ZM103 162H104V164H103ZM232 162L230 163V166H231V164H232V167H231V168H234V166H233L234 163H232ZM25 163H27V164L25 165ZM35 163H37L38 166L35 167V169H34V165H35ZM39 163H41V164L44 165V166H47L48 168L46 167V168L43 169L42 167H44V166H42V165H40V167H39ZM66 163H65V164H66ZM99 163H100V164H99ZM30 164H31V163H30ZM59 164H60V165H59ZM98 164H99V165H98ZM32 165H31V166H32ZM48 165H49V166H48ZM56 165H57V166H56ZM261 165H262V164H261ZM25 166H28V168L31 170V172H29L30 170H29V171L24 170V169H27V170H28V168H26ZM41 166H42V167H41ZM58 166H61V168L58 167ZM63 166H64V164H63ZM70 166L72 167V165H70ZM227 166H228V165H227ZM230 166H228V168H230ZM49 167H50V168H49ZM101 167H102V166H101ZM262 167H264V165H263ZM38 168H39V169H38ZM40 168H41V169H40ZM58 168H60V170H58ZM98 168H97V169H98ZM231 168H230V169H231ZM71 170H72V171H71ZM263 170H264V169H263ZM25 171H26V172H25ZM230 171L232 172L233 170L231 169ZM231 172H230V173H231ZM57 173L60 175V178H58L59 175H57ZM74 174H75V175H74ZM73 176H75V177H73ZM258 176H260L259 180L262 182L263 187H264V171L262 172V174H260V175H258ZM63 177H64V176H63ZM57 179H59L58 181H60V182H57ZM62 180H64V179H62ZM73 180H74V181H73ZM71 181H72V182H71ZM59 183H61V184H59ZM82 183H83V182H82ZM82 183H81V185H83V184L85 185V183H87V182H84L83 184H82ZM233 183H235V182H233ZM236 184H237V183H235V185L232 184V185H233L232 188H229L228 190H229V191H230V190H233V188L236 186ZM259 184H260V183H259V181H258V186H259ZM66 185L69 186V187H67ZM84 185H83V186H84ZM260 185H261V184H260ZM55 186H56V187H55ZM57 186H58V187H57ZM73 186H74V185H73ZM83 186H82V190L80 189V190H81L80 192H83V191H84L83 189H86L85 187H88L87 184L85 185V187H83ZM49 187H50V188L53 187V190H54L55 188L57 189V190L55 189V192L57 191L56 193H57L58 195H59V194L62 195V196L59 195V196H60V199H59V196H58V195H57V196H58L57 198L55 197L56 193H55L54 191H51L52 189H50ZM61 187L63 188V190H65L64 192H62V190H61L62 188H61ZM65 187H67V188H65ZM229 187H231V186H229ZM59 188H61V189L59 190ZM80 188H81V186H80ZM256 189H257V186H256ZM260 189H263V190H264V188H260ZM21 190H22V191H21ZM49 190H50L51 192H53L52 195L55 194L53 197H51V198H52V199H51L52 202H53V200H55V201L53 202L54 205H52V206H51L52 203H50L49 206H48L47 204H46V205L43 204V203L50 202V199H49V198H48L49 201H47V196L49 195L48 197H50V194H51V192H50ZM66 190H67L68 192H66ZM228 190H227V193H225L224 198L226 197L227 200H228V198H229V200H230V197H229V194H228ZM263 190L261 191V193L264 192ZM47 191H48V192H47ZM58 191H59V192H58ZM60 192H61V193H60ZM66 193H67V195H66ZM68 193H69V194H68ZM70 193H71V195H70ZM233 193H234V192L231 193V191H230V196H231V197H235L236 194H235V195H232ZM64 194H65V195H64ZM52 195H51V196H52ZM227 195H228V197H227ZM260 195H263V194H260ZM260 195L258 196L259 198L261 197ZM45 196H46V197H45ZM255 196H257V195L255 194ZM263 196H264V195H263ZM263 196H262V197H263ZM62 197H63L64 199H63ZM65 197H66V198H65ZM68 197H69V198H68ZM262 197H261V198H262ZM25 198H27V199L29 198L30 201L32 200V202L29 201L31 204H29V205H27V206H26V205H22V204H21V201H22L23 199H25ZM42 198H44V200L46 199L45 202H43ZM61 198H62L63 201L61 200ZM71 198H72V196H71ZM226 198H225V199H226ZM256 198H257V197H256ZM263 198H264V197H263ZM263 198H262V199H263ZM38 199L41 200V202H40V204H39L38 206H42V207H41V209H38V210H37L38 206H36V204H38V203H37V201H39ZM57 199H58V200H57ZM67 199H69V202H70V203L66 205V203H68V200H67ZM251 199H252V198H251ZM253 199L255 200L254 205H253V203H252L251 206H248V205H250V204H248V205L245 207V205H246L248 202H244L245 205H244V206H243V204H241V206L239 205L238 207L235 208L236 210L234 209V207H232V208L230 207L231 209L229 208V206H231V205L233 206L232 203H229V202H230L229 200L224 202V205L222 206L223 209H222V207H219V208L215 207V208H217L218 210L215 209V208H213V211H212V209H211L212 207L210 208V206H207V207L204 209V210H206V209H207V210L205 211V213H203L202 217L206 214V212H207V214H206L207 216L205 215L203 220H202V218H201V220H200V222H199L200 224H199V226H198L199 229L196 230V231L198 232V234H195V236H197V237H203V238H204L205 235H206L205 238H211L212 235L216 236V233H215L216 231H214L215 229H216L217 231L219 230V231H218L219 233L222 231V228H223V230H224L225 232H227L226 229H227L228 231H230L231 229H233L232 227H234V225H237V224H236V222H237L238 225H239L238 228H240L241 233L239 232L240 230L235 231L236 229H238L237 227L234 228L235 230L233 229L234 232H239L238 235H241L242 233L245 232L244 234L247 235V238H248V235H249V237H251V236H250L251 233H252V234L255 233V234L259 237V238H257L256 240H257V241L260 240V241H258L257 243H258L259 245H262V246L260 247V246H257V245H256V247H255V248L253 247V249H252V244L254 243V240H255V239L253 240V243H252V242H251L252 240H250V239L248 240L246 237H245V238H246V239H245V238H244V235H242L243 238H244V239H242V240H245L244 242H243V241H240V244H241L240 246H241V249H242L241 252H243V253H241V252H240L241 254L239 253V249H240V247L238 246L239 249H238L237 251H238L239 254H238V256H237V252L235 253L236 256H235V258H234V261H235V259L237 258L238 260L236 259V261H235V262H237L236 264H248V263L250 264V262H251L252 259H253L254 261L251 262V264H256V263L258 262V260H259V263H260V264H261V262H262V264H263V262H264V255H263L262 253H264V249H263V247H264V219H260V218H258L259 220L256 219L257 221H256V220H253V219H254L253 214H255V211L258 210V209H259V210L261 209L262 212L264 211V203H263L264 201H261L262 199H259V201H261V203H262V205L260 206L261 203L259 204V203H257V199H255V198H253ZM66 200H67V201H66ZM246 200H248V198H247ZM249 200H250V198H249ZM46 201H47V202H46ZM57 201H59L60 203H58ZM62 202H63V204H62ZM81 202H83V199H82L80 202L76 203V204L74 205L75 207H73V208H74L73 210H74V213H75L76 218H77V216L80 217L82 214H83V215L85 214V209H84L85 207H84V204H83L84 202H83L82 204H81ZM227 202H228V203H227ZM249 202H250V201H249ZM41 203H42V204H41ZM55 203H57V204H55ZM255 203H256L257 205L259 204L258 206H260V207H258ZM59 204L61 205V207H60ZM78 204H79V205H78ZM228 204H229V205H228ZM33 205L36 206V208H35ZM43 205H44V206H43ZM56 205H57V206H56ZM58 205H59V206H58ZM63 205L66 206L67 208L64 207ZM68 205H69V206H68ZM77 205H78V206H77ZM227 205H228V206H227ZM14 206H15V208H14ZM76 206H77V207H76ZM79 206H80V207H79ZM224 206H225V208L227 207L228 209H227V208L224 209ZM252 206H254V207H253L254 209H256L255 207H258V208H257L255 211H254V209H252V210L254 211V212H253V211L251 210ZM47 207H48L49 209H50V207L53 208V209H52V208L50 209L51 211L48 209V211L50 212V215L52 214V215H51L52 217L49 215V212H47ZM54 207H55V208H54ZM56 207H57V209H56ZM59 207H60V209H59ZM82 207H83V209H82ZM63 208H66V210L63 211ZM75 208H76V209H75ZM77 208H78L79 210H78ZM208 208H209V209H208ZM220 208H221L222 210H227V211L231 210V211H229V213L227 214V216H228V215H231V217H229V218H232V217H233L232 219H234V221H235V219H237V220L235 221V223L233 224V226H232V227L230 226V227H231L230 230L228 229V227H223V226H227L228 223H225L226 225H224L223 222H220V221H221L220 216H219V218H218V216H217L219 213L221 214V212H222V210H221ZM237 208H238V210L243 208L242 210L244 211V213L241 214L242 216L244 215L243 217L240 215V213H242V210H239V211H241V212L239 213V211L237 210ZM24 209L22 210L23 212L25 211ZM210 209H211V211H209ZM214 209H215V212H214ZM35 210H36V211H35ZM45 210H46V211H45ZM61 210H62V211H61ZM75 210H76L77 212H75ZM81 210H82V212H81ZM8 211H9V212L11 211V212L9 213ZM216 211H218V212H216ZM234 211H235V212H234ZM236 211H237V212H236ZM44 212H45V214H44ZM79 212H81V213H79ZM233 212H234V216H233ZM250 212H252L251 216L253 217L251 223H249V221L251 220V219H250L251 216L249 217ZM6 213H7V214H6ZM28 213H29V215H28ZM46 213H47V214H46ZM76 213H78V215H76ZM211 213H213V214H214V213H217V214H215V216H214L213 219L210 218L211 215H212V217H213V214H211ZM230 213H231V214H230ZM8 214H9V215L11 214L12 216H11V215L8 216ZM30 214H31V216H30ZM208 214H209V216H208ZM220 214H219V215H220ZM245 214L247 215V217H245V216H246ZM26 215H25V216H26ZM37 215H38V217H35V216H37ZM83 215H82V216H83ZM236 215H237V216H236ZM4 216H5V219H6V220L4 219ZM6 216H7L8 218H6ZM25 216H24V217H25ZM240 216H241V217H240ZM58 217H59V215H58ZM207 217H208L209 219H208ZM234 217H236V218H234ZM238 217L242 219V220L239 219L240 222H238V221H239V220H238ZM248 217H249L250 220L248 219ZM14 218H15V216H14ZM14 218H13V221H14ZM52 218H53V221H54V222H53V225H51V224H52V222H51V221H52ZM9 219H10V220H9ZM40 219H41V220H40ZM214 219H216L217 221H219V223H218L217 221H216V222H217L218 224L213 223L212 221H213ZM28 220H29V221H28ZM209 220H210V221H209ZM211 220H212V221H211ZM8 221H9V222H8ZM203 221H204L205 223L207 222V224H205ZM255 221H256V222H255ZM30 222H31V223H30ZM34 222H36L37 225H36ZM41 222H42V223H41ZM202 222H203V223H202ZM253 222H255V223H253ZM44 223H46V227H44V225H45ZM57 223H58V220H57ZM112 223H113V222H112ZM209 223H210L211 225H210ZM212 223L214 224V226H213ZM220 223H222V224H220ZM252 223H253L255 226H253ZM12 224H13V223H12ZM32 224H34V225H32ZM48 224H49V227L47 226ZM201 224H202V225H201ZM204 224H205V225H204ZM57 225H58V224H57ZM111 225H112V224H110V226L108 225V228L111 227ZM218 225H220L222 228L219 227ZM251 225H252V226H251ZM26 226H27V227H26ZM38 226H39V227H38ZM52 226H54L55 229H53L54 227L52 228ZM209 226H211V227L213 228V230H212V228H210ZM33 227H35V228H33ZM42 227H44V228H46V229H48V230L45 229V230H46V232H45L44 228H42ZM112 227H113V226H112ZM205 227H206L207 229H205ZM215 227H216V228H215ZM218 227H219V229H218ZM253 227H254V228H253ZM36 228H37V229H36ZM39 228H41L42 230H41V229H40V230L43 231L44 233H47V234H45L44 238H43V236H41L43 232L38 231ZM203 228H204V229H203ZM225 228H226V229H225ZM18 229H19V232H17ZM31 229L34 230V231H32ZM50 229H51V231H50ZM28 230H30L31 233H30V231H28ZM52 230H53V231H52ZM110 230H111V228H110ZM202 230H203V232H202ZM205 230H206V232H205L206 234L204 233ZM207 230H208V231H207ZM209 230L212 231V233H214V234H212ZM23 231L26 232V234L23 233ZM27 231H28L29 233H28ZM35 231H36V232H35ZM49 231H50V232H49ZM71 231H72L73 234H71L70 240H72L73 238H74V239H73L71 242H68L69 239H67V240L62 239L63 241L58 242L59 244H58L57 246H61L62 248H61V247H57V248H60V249H62V250L60 251V250L58 249V250L56 251L57 254H55L56 256H55L52 252H50L51 250H50V251L48 250V249H50L49 247H51V245H49L50 241L48 240V241H45V243H43L44 245H46L45 248H46V252L48 251V253H47V255L45 256V258L43 259L44 263H42V264H53L52 262H54V264H55V261H54V260H56L57 255H58L57 258H59L60 255L62 256V254H65V252L67 253V251L70 250V248L72 247L71 244H74L75 241H76V240H75L76 236L74 235V234H76V233H75V228H74V230H71ZM224 231H223V232H224ZM251 231H252V232H251ZM254 231H255V232H254ZM39 232H40V234H39ZM201 232L204 233V234H202ZM218 232H217V233H218ZM13 233H16V234L13 235ZM17 233H18V236H19V237L17 236ZM27 233H28V234H27ZM32 233H33L34 235H33ZM207 233H208V235L211 233V234H210L211 236H210V235L207 236ZM31 234L33 235V238H32V239H30V238L32 237ZM252 234H251V235H252ZM20 235H21V236H20ZM22 235H24L25 237H27V238H26V241H25L24 236H22ZM46 235H47V237H46ZM72 235H74L75 237L72 236ZM201 235H202V236H201ZM203 235H204V236H203ZM28 236H29V238H28ZM36 236H37V237H36ZM39 236H41V237L39 238ZM242 236H241V238H242ZM16 237H18V238H16ZM3 238H4V241L2 240ZM21 238H22V239L24 238V239L22 240ZM34 238H36V239L39 238V241H38V242H35V241H37V240L35 239L34 244H33L32 242H33V239H34ZM42 238H43V240L41 241ZM71 238H72V239H71ZM241 238H240V240H241ZM260 238H261V239H260ZM7 239L10 241V242H9L10 244H8ZM5 240H6V241H5ZM14 240H15V242H13ZM27 240H30V241L28 242ZM64 240H65V241H64ZM219 240L221 241V238H219ZM246 240H247L248 242H247ZM256 240H255V242H256ZM2 241H3L4 243H3ZM24 241H25V242H24ZM5 242H6V244L9 245V247L5 244ZM12 242H13V243H12ZM61 242H62V244H61ZM65 242H66V243H65ZM67 242H68V244H67ZM246 242H247V243H246ZM24 243H25V244H24ZM28 243H29V244H28ZM46 243H47V244H46ZM64 243H65V244H64ZM244 243H246V244H244ZM251 243H252V244H251ZM257 243H255V244H257ZM32 244H33V245H32ZM50 244H51V243H50ZM63 244H64V246H63ZM237 244H238V242H237ZM247 244H250V245H249V247H250L249 252L251 253V254H250L251 257L247 255V252H248V249H249V248L247 247ZM5 245L7 246L8 249H6V246H5ZM10 245H11V246H10ZM20 245H21V246H20ZM22 245H23L24 247H22ZM29 245H30L31 247H34V248H31ZM44 245H43V246H44ZM48 245H49V247H47ZM65 245H67V246H65ZM69 245H71V246H69ZM21 247H22V248H21ZM26 247H29V248H26ZM257 247H260V248H262L263 250L260 249V248H258V250H257V249H256ZM18 248H19V249H18ZM30 248H31L32 250H31ZM47 248H48V249H47ZM63 248H64V249H63ZM65 248H66V249H65ZM67 248H69V249L67 250ZM16 249H15V251H17ZM21 249H22V250H21ZM27 249H28V250H27ZM255 249L257 250V253L255 252ZM65 250H66V251H65ZM217 250H218V248H217ZM5 251H6V252H5ZM24 251H25V253H23ZM28 251H29V253H27ZM30 251H31V252H30ZM62 251H63V252H62ZM258 251H259V252L261 251L262 253H261V252L259 253ZM8 252H7V253H8ZM21 252H22L23 254H21ZM26 253H27V254H26ZM50 253H52L53 256H52V254H50ZM58 253H60V254H58ZM61 253H62V254H61ZM213 253H214V252H213ZM215 253H216V250H215ZM215 253H214V254H215ZM217 253H218V254H217ZM217 253L215 254V256H216V255H217V256L213 258V260H215V261H216V258L218 259V258H219V255H220V252H219V251H217ZM244 253H245V254H244ZM255 253H256V254H255ZM8 254H9V253H8ZM20 254L22 255V257H20V256H21ZM48 254H49V255H48ZM214 254H213V256H214ZM248 254H249V253H248ZM260 254H261V255H260ZM4 255H5V256H4ZM23 255H24V258H23ZM193 255H194V254H193ZM198 255H199V254H195V256H194L195 260H194V263H193V261H192V264H196L195 262H197V264H202V262L199 263V261H201V260H200V256H199V258H198ZM253 255H255L256 257L253 256ZM51 256H52V259H51ZM3 257H5V260H4L5 262H3ZM18 257H19V258H18ZM25 257H27V258H26V261L24 260ZM28 257H29V258H28ZM47 257H48V259H47ZM49 258H50V259H49ZM53 258H55V259H53ZM254 258L257 260V262H255V259H254ZM17 259H18V260H17ZM19 259H20V260H19ZM197 259H198L199 261H198ZM250 259H251V260H250ZM21 260H22V261H21ZM51 260H52V261H51ZM57 260H58V259H57ZM20 261H21V263H20ZM43 261H42V262H43ZM48 261H49V262H48ZM215 261H213V262L215 263ZM260 261H261V262H260ZM1 262H3V263H1ZM18 262H19V263H18ZM25 262H26V263H25ZM45 262H46V263H45ZM50 262H51V263H50ZM232 262H233V258H232V260H231L230 263H232ZM235 262H233V263H235ZM254 262H255V263H254ZM13 263H12V264H13ZM209 263H210V264H214V263H212V262H207V263H205V264H209ZM233 263H232V264H233ZM257 264H258V263H257Z\"/></svg>", "mask_w": 264, "mask_h": 264}]
</instances>
